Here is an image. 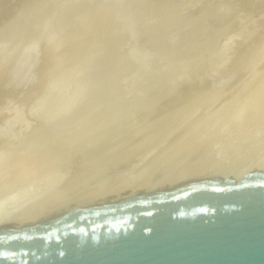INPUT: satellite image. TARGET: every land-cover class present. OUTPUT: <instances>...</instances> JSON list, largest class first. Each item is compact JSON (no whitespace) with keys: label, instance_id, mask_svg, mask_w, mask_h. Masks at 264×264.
Returning <instances> with one entry per match:
<instances>
[{"label":"rangeland","instance_id":"1","mask_svg":"<svg viewBox=\"0 0 264 264\" xmlns=\"http://www.w3.org/2000/svg\"><path fill=\"white\" fill-rule=\"evenodd\" d=\"M42 1V2H41ZM45 1V2H44ZM60 1H62L60 4H58V1H56V0H0V29L1 28H4L6 25L8 26L10 23H12V21L14 20V19H16L19 15H26V17L30 14V13H33V15L32 14H30L31 16L30 17H28L27 18V20H28V22H29V20H30V22H31V19L32 18H34V16L35 15H38L40 12H41V10H42V8H50V9H48V10H51V9H54V7L56 6V5H58L59 7H58V11L60 10V8H62V3H63V1L64 0H60ZM59 1V2H60ZM72 1V2H71ZM71 1H69V0H67V2H68V4H70V3H73V1L74 2H77V6H78V8L76 9L75 7H74V10H73V8H72V10H64V14L61 16V17H58L59 15H61V14H59V15H57L56 17L57 18H59L58 20H57V18H56V20H55V22L54 23H52V25L53 24H55L56 23V25H50L49 26V29L47 28V29H45L44 31H45V33H44V31L42 30V32L40 31V32H38L36 35H33L32 37H27V39L26 40H24V38H26V37H22L21 38V40H19V42H17V44H15V43H12V44H15V46H16V49H15V47H14V49H15V51H14V49L12 50V52L8 55V57L7 58H3L4 60H6V61H4L3 59H2V61L0 60V92H2V93H4L3 95H0V96H4V95H6V94H8V93H10V94H8L7 96L9 97V99L11 100H7L6 99V96H4L2 99H3V102L5 101V99H6V102H8V101H10V102H8V103H2L1 101L2 100H0V107L2 106V105H4V106H2V108H4V109H2V108H0V123H2V124H0V145H1V143H3V142H1V141H3L4 140V138H6L7 137V139H11L10 140V144H9V142H8V140H7V144L8 145H10V146H8L7 147V144H4L3 143V147L2 148H6V150L9 152V149L11 150L12 148H13V142L16 140V142L18 143V146H19V142L22 140V139H24V140H22L21 141V147H23L22 148V150L20 149L21 147L19 146V147H17V148H19L20 150H19V152L20 151H23V149L25 150V151H27V152H25L26 154L27 153H34L36 150H37V147H38V149H40V151L41 150H43V148H44V146L46 147V145H47V147L48 148H45L46 150L47 149H49V150H51L50 152L54 155V154H56V152L55 153H53V151H54V149H56L55 151H57V153L58 154H62L61 152H63V150L62 149H64V152L66 151L67 152V147H65V145H72V143L71 142H73V140L75 139H77V138H79L80 136H77V138H76V133H77V129H78V132L80 131L79 130V127L80 128H82V131H86V128L88 129V126H92L93 124H94V122H95V124L97 125V122L99 121V122H101V119L102 120H105L107 117L106 116H104L105 115V108H107V109H109V107H105L106 106V103H107V106H110V105H112V106H110V107H113L114 106V104H115V106H118V107H114L113 108V110L111 109L110 110V113L112 112V114L114 113V112H116V113H114L115 115L118 113V115H117V118L119 117V114H121V113H119L118 112V110L120 109L119 107V105H125L124 106V108H123V105L121 106L122 107V109H126L125 107L126 106H130L129 107V109L127 110V111H130V109H131V105H126V104H128V102H126L127 100L129 101V99L131 100V97H133V96H135L136 98H137V95H138V98L135 100L134 99V105L135 106H137V107H135L134 105V107L135 108H137V109H135V108H133L132 110H134L135 111V119H137V117H138V119L141 121V123L143 124H140V121L138 122V120L137 121H135L138 125L140 124V125H142L140 128L138 127V129L141 131L142 130V132H144L145 131V133H143L142 134V132H140L139 130H137L138 131V133L137 134H139V133H141V134H139V135H141L140 137L142 138V137H144V136H146V135H148V131L150 132L149 134H150V137H151V135L154 133L155 134V136H156V134H160L161 135V133H163V135L164 136H161L162 138H163V141H162V138H161V142L159 141V143L157 142V145H155L156 144V142H153V143H150L151 144V146H152V150H151V146L150 145H145L146 144V142L144 143V145H142V143L140 144V143H138L137 145H142L141 146V148L143 147V146H145V147H143L142 149L140 148V145L138 146V150H139V152H141V156L136 152L137 151V146H136V151H135V149H134V147L133 146H135V144H134V142H135V140H139V139H141V138H139V135H134V138H136V136H137V138L138 139H133L131 136V138L133 139V141L134 142H132V143H130V144H132L131 145V147H133V148H131V150L130 151H133V149H134V151H133V153L135 152V153H137L139 156V158L137 157V155H135V154H133L132 153V156L133 155H135V159H136V157H137V159L135 160L133 157V159H134V161H136V163L138 164H136L135 166H134V168L133 167H131V169H128V170H133L132 172L131 171H129V174H131V175H128V170H127V172H126V170H124L126 173H127V175L130 177V178H138V177H143V178H146V179H152V178H154V177H156L157 175H159V174H161L162 173V168H164L166 165H169L180 153H182V152H184L185 150H188V149H190V148H192V147H194L193 145H195L196 146V148L198 149V150H200L201 151V149H203L201 152L199 151V153H201V154H203L202 156H200V158L198 157V158H196V160H195V158L194 159H192L191 160V162H189V164H191V163H193V162H195V163H193V164H191V166H199L200 168H202L203 170H204V173H208L210 170H212V169H214V168H216L218 165H221V164H225L226 162H223L224 161V159H225V157L226 156H232L234 153H236L237 151H238V148H240V147H245V150H244V152H243V159H242V161H244V163H246V164H251V163H253V164H256V163H259V162H261V163H263L264 161V100L259 104V108H257V109H255V113H257V116L258 117H256V120H257V122L255 123V120H252V118L251 117H249V118H247V113L245 114V115H239L238 114V108L239 107H243L242 105H246V106H248V104L249 103H251V102H254V101H251V102H248L249 100H247V99H249L250 97L249 96H251L253 93H256V94H258V93H261V92H263L264 91V41H262V40H264V32L263 33H261V34H263V35H261L260 33V36L257 38V36H258V29L257 28H259V27H257V28H255V26H260V25H262L261 23L262 22H264V5L262 6V9H261V6L259 7L260 8V10L261 11H256L257 9L259 10V8H258V6L254 3L255 2V0H239V2L238 3H233V2H231V1H228V0H164V1H162V0H138L137 2H136V0H134V8L132 7V5H131V7H130V4L132 3V2H130V1H133V0H125V2L127 3L128 2V6H129V8H126V6H127V4L126 5H124L123 3H124V0H121V3H119L120 1L119 0H116V2H115V0H110V2H109V0H106V2H108V4L105 2V4H107V5H102V3L101 2H104L105 0H87V2H90L89 4L86 2V3H84V5H83V0H71ZM99 1V2H98ZM115 2V4L113 3V2ZM122 1H123V3H122ZM153 1H154V3H153ZM159 1H160V3H159ZM166 1H167V3L168 4H166ZM172 2V4L170 3V2ZM241 1H243V2H248V4H249V2H252L253 3V5H254V7H252V9L251 10H247V12H245L244 13V11H245V9L248 7V5L246 4V2L242 5V8H243V10H241L240 11V9H242V8H239V5H240V3H241ZM39 2H40V4H41V6H39L40 4H39ZM52 2H54V3H52ZM55 2H57V4L55 3ZM67 2H65L64 1V4L67 6L68 4H66ZM78 2H81V4H78ZM150 2H151V4H150ZM162 2H164V5H163V3ZM174 2L177 4V6H176V4L174 5V7L172 6L173 4H174ZM258 2L261 4L262 2H260V1H257L256 0V3L258 4ZM35 3H38V4H35ZM44 3H46V4H44ZM51 3V4H50ZM95 3H96V5H97V7H96V5H95ZM111 3V4H110ZM112 3H113V5H112ZM136 3H138L137 5H140V6H138L137 7V5H136ZM218 3V4H217ZM220 3V4H219ZM233 3V4H232ZM251 3V4H252ZM34 4L36 5L35 7H34ZM55 4V5H54ZM74 4V3H73ZM72 4V5H73ZM87 5V7H85L86 5ZM93 6H92V5ZM100 4V5H99ZM104 4V3H103ZM116 4H118L117 5V9H115L116 11H113V9H111L110 11H111V14H110V16H111V18L112 17H114L113 19H110V16H109V14L108 13H110V11H108L109 10V8L108 7H110L111 5L115 8L116 7ZM121 4H123L121 7H120V5ZM181 4H183V6L181 5ZM190 6H189V5ZM209 4H211L210 6H209ZM245 4H246V8H245ZM250 4V6H253V5H251ZM263 4H264V0H263ZM49 5V6H48ZM51 5V6H50ZM74 5H76V4H74ZM82 6V8H80L81 6ZM95 5V6H94ZM99 5V6H98ZM149 5H151V7L149 6ZM166 5V6H165ZM219 5V6H218ZM227 5H228V7L229 8H227ZM241 5H240V7H241ZM31 6H33V8L35 9H33V8H31ZM64 6V5H63ZM91 6V7H90ZM108 6V7H107ZM112 6H111V8H112ZM154 6V7H153ZM160 6V7H159ZM164 6V8H162ZM169 6H170V8H169ZM172 6V7H171ZM186 6H188V7H186ZM200 6V7H199ZM207 6V7H206ZM234 8H233V7ZM238 7V8H236V7ZM256 6V7H255ZM37 7H40V8H37ZM42 7V8H41ZM57 7V6H56ZM56 7H55V9H56ZM69 6H67L66 8H68ZM84 7V8H83ZM89 7V8H88ZM94 7V8H93ZM100 7H103V8H100ZM141 7V8H140ZM144 7V8H143ZM153 7V8H152ZM169 9H168V8ZM176 7V8H175ZM190 7V8H189ZM206 9H205V8ZM219 7V8H218ZM224 7H225V9H227V10H225L224 9ZM27 8H30V10L31 9H33L34 11H29V10H27ZM46 8V9H47ZM64 8V7H63ZM62 8V9H63ZM91 8H93V9H91ZM104 8H105V10H107L106 12H105V10H104ZM121 9L120 11H121V13L123 14V12H124V9L126 8V11L124 12V14L123 15H121V13H120V11H119V14L117 15L116 14V12H118V9ZM131 8V9H130ZM132 8H133V10H132ZM136 8V9H135ZM148 8H149V11H148ZM150 8H152V10L150 9ZM157 8H159V9H157ZM162 8V9H161ZM166 8V9H165ZM179 8V9H178ZM194 8H196V9H194ZM255 8H257V9H255ZM27 11H26V10ZM123 9V10H122ZM128 9H129V12H132V13H135V11L137 10V12L135 13V14H132V13H128ZM141 11H140V10ZM143 9V10H142ZM153 9H155V11L153 10ZM174 9H176V11L173 10ZM212 9V10H211ZM216 9H217V12H216ZM223 9V10H222ZM239 9V10H238ZM255 9V11H252V10H254ZM24 10H25V13L26 12H28V14L26 13V14H24L23 12H24ZM82 10V11H81ZM102 10H104V12H102ZM156 10H158V11H156ZM166 10V11H165ZM200 10H201V12H200ZM229 10V12H227ZM84 11V12H83ZM87 11V12H86ZM100 11L102 12V13H100ZM112 11H113V13H112ZM123 11V12H122ZM187 11V12H186ZM189 11V12H188ZM251 13H250V12ZM67 13V15H66V13ZM114 12H115V14H114ZM126 12L129 14H127L128 16H125L126 15ZM139 12H140V14H139ZM149 12V13H148ZM159 12V14H157ZM162 12H164V15H162L163 13ZM172 12V13H171ZM175 12L177 13V14H179V16L178 15H175ZM198 12V13H197ZM207 12V13H206ZM227 12V13H226ZM242 12V13H241ZM61 13H63V11L61 10ZM80 13V14H79ZM98 13H100V14H98ZM104 13V14H103ZM106 13H107V15H108V18L109 19H105V18H107V16H102V15H106ZM153 13L155 14V16H153ZM162 13V14H161ZM166 13V14H165ZM168 13V14H167ZM202 13V14H201ZM206 15H205V14ZM247 13V14H246ZM132 14V15H131ZM147 14V15H146ZM151 16H150V15ZM161 14V15H160ZM227 14H229V15H227ZM250 16H249V15ZM261 14V15H260ZM18 15V16H17ZM22 15V16H23ZM65 15V16H64ZM92 15V16H91ZM94 15V16H93ZM98 15L99 16H101V17H99V19L97 18L98 17ZM113 15V16H112ZM115 15L117 16V17H119L118 19H117V17H116V19H115ZM133 15L135 16L134 18H135V20H134V22H132V19H134V18H132L133 17ZM140 17H139V16ZM158 15V16H157ZM173 16V17H171V16ZM186 15V16H185ZM194 15V16H193ZM199 15V16H198ZM211 15L213 16V17H211ZM223 15V16H222ZM263 15V16H262ZM68 17V20H69V22H68V24L67 23H65V21H67V20H65L67 17ZM88 16V17H87ZM150 16V17H149ZM166 16V17H165ZM176 16H178V17H176ZM245 16V17H244ZM21 17V16H20ZM66 17V18H65ZM121 17H122V20H121V23L119 22L120 21V19H121ZM128 17V18H127ZM137 17V18H136ZM149 17V18H148ZM152 17V19H150ZM162 17H165V18H162ZM175 17V18H174ZM181 17V18H180ZM185 17V18H184ZM228 17V18H227ZM259 17H260V19H259ZM61 18V19H60ZM65 18V19H64ZM101 18H102V20H101ZM140 18V19H139ZM172 18V19H171ZM173 18L174 19H176V20H173ZM183 18V19H182ZM187 18V19H186ZM189 18V19H188ZM197 18H198V20H197ZM203 18V19H202ZM206 18V19H205ZM209 18V19H208ZM230 18H231V20H230ZM241 18V19H240ZM258 18V19H257ZM13 19V20H12ZM62 19H64L65 21H62ZM76 19V20H75ZM79 19V21H77ZM81 19V20H80ZM123 19H125L126 20V22H122V21H124ZM128 19L129 20H131V22H130V24H129V22H127L128 21ZM142 19V20H141ZM157 19V20H156ZM158 19H160V20H158ZM177 19H179V21L177 20ZM182 19V20H181ZM194 19V20H193ZM201 19V20H200ZM240 19V20H239ZM245 19H246V21H245ZM61 20V22H59ZM98 20H99V24L97 25V22H98ZM111 22H110V21ZM139 20V22H137ZM149 20V21H148ZM186 20V21H185ZM192 22H191V21ZM211 20V21H210ZM254 20H255V22H254ZM58 21V22H57ZM109 21V22H108ZM113 21L115 22V24H116V26H115V24H112L113 23ZM145 21H147V22H145ZM151 21H152V24H151ZM155 21V22H154ZM162 21V22H161ZM184 21V22H183ZM227 21V22H226ZM230 21V22H229ZM235 21V22H234ZM64 22V24H67V25H63V24H61V23H63ZM73 22V23H72ZM116 22H118V24L116 23ZM149 22V23H148ZM164 22H166V23H164ZM168 22V23H167ZM205 22V23H204ZM217 22H218V25H217ZM256 22H258V23H256ZM80 23V24H79ZM86 23H87V25H86ZM123 23V24H122ZM128 23V24H127ZM136 23V24H135ZM141 23V24H140ZM180 23V24H179ZM198 23V24H197ZM224 23V24H223ZM251 23V24H250ZM59 24V25H58ZM77 24H78V27H77ZM121 26H120V25ZM124 24H126V25H124ZM168 24V25H167ZM185 24V25H184ZM188 24V25H187ZM190 24H191V26H190ZM209 24H211V25H209ZM213 24H214V26H213ZM226 24H227V26H226ZM256 24V25H255ZM80 25V26H79ZM108 25H111V26H108ZM119 25V26H118ZM122 25H124V27L122 28L123 30H121V27H122ZM130 27H128V26ZM133 25V26H132ZM144 25V26H143ZM147 25V26H146ZM166 25V26H165ZM241 25V26H240ZM127 26V27H126ZM149 26V28H147ZM154 26V27H153ZM165 26V27H164ZM176 26V27H175ZM203 26V27H202ZM232 26V27H231ZM58 27H59V29H58ZM61 27V28H60ZM120 27V28H119ZM145 27V29H144V31H143V28ZM173 27H174V29H173ZM185 27H186V29H185ZM243 27V28H242ZM253 27V28H252ZM117 28H118V30L119 31H121V33L117 30ZM137 28V29H136ZM152 28V30H148V29H151ZM154 28V29H153ZM212 28V29H211ZM226 28V29H225ZM245 28V29H244ZM254 28L257 30V32L254 30ZM261 28V27H260ZM62 29V30H61ZM72 29V30H71ZM115 29H116V31H115ZM133 29V31H131ZM147 29V30H146ZM243 29V30H242ZM249 29L251 30V32L250 33H253L254 31V35L252 34V36H251V34H250V36L247 34L248 32H249ZM39 30V29H38ZM74 30V31H73ZM79 30V31H78ZM114 31V32H112V31ZM125 30V31H124ZM130 31V32H132L131 34H130V32H128V31ZM135 30V31H134ZM155 30V31H154ZM161 30V31H160ZM170 30V31H169ZM173 30H176V31H173ZM208 30H210V31H208ZM254 30V31H253ZM53 33H52V32ZM56 31V32H55ZM71 31V32H70ZM179 31V32H178ZM216 31V32H215ZM247 31V32H246ZM5 32H7V31H5ZM52 34H51V33ZM54 32H55V35H54ZM58 32V33H57ZM61 32V33H60ZM68 32V33H67ZM80 32V33H79ZM111 32H112V35H111ZM118 32V33H117ZM123 32H125V33H127V34H125V33H123ZM141 32H142V34H141ZM143 32H145L144 34H143ZM150 32V33H149ZM152 32H153V34H152ZM171 32V33H170ZM183 32H187L186 34L184 33V36L181 38V35L183 34ZM195 32V33H194ZM246 32V33H245ZM44 33V34H43ZM72 33V34H71ZM123 33V34H122ZM140 33V34H139ZM190 33V34H189ZM194 33V34H193ZM197 33V34H196ZM213 33V34H212ZM240 33V34H239ZM4 34V33H3ZM3 34H2V36H3ZM39 34V35H38ZM57 34V35H56ZM61 34V35H60ZM117 34V35H116ZM147 34H149V35H147ZM150 34H152V35H150ZM155 34V35H154ZM166 34V35H165ZM177 34V35H176ZM180 34V35H179ZM207 34V35H206ZM244 34L245 35H248L249 36V38L250 39H248V36H247V38H246V36L244 37ZM45 37H47V38H45ZM64 35V36H63ZM68 35H70V36H68ZM75 35V36H74ZM121 35H123V36H121ZM124 35H125V37H124ZM157 35V36H156ZM179 35V36H178ZM186 35L187 36H189L190 35V40L188 39V38H186ZM193 35V36H192ZM203 35H205V36H203ZM208 35H209V37H208ZM241 35V36H240ZM5 36V37H4ZM4 38H0L2 41H6V36H7V34L5 33L4 34ZM56 36V38H54ZM117 36H118V38H117ZM131 36V37H130ZM138 36V37H137ZM141 36V37H140ZM152 36V37H151ZM161 36V37H160ZM166 36V37H165ZM178 36V37H177ZM263 37V39H262V37ZM126 37H128V38H126ZM137 37V38H136ZM143 37V38H142ZM146 37V38H145ZM148 37H149V39H148ZM157 37H158V39H157ZM164 37V38H163ZM171 37H173V38H171ZM176 37V38H175ZM179 37H180V39H179ZM193 37V38H192ZM201 37V38H200ZM204 37V38H203ZM207 37V38H206ZM244 37V38H243ZM253 37V38H252ZM36 38H37V40H36ZM53 38V39H52ZM123 38H125V39H127L126 41H124L125 39H123ZM145 38V39H144ZM152 38V39H151ZM174 38H175V41H174ZM186 40H185V39ZM218 38V39H217ZM258 39L259 40V38L261 39L259 42H258V40L255 42L254 40L255 39ZM23 39V40H22ZM35 39V40H34ZM49 39V40H48ZM122 39V40H121ZM133 39V40H132ZM144 39V40H143ZM148 39V40H147ZM162 39V40H161ZM173 39V40H172ZM177 39H179V41L177 42ZM183 40V42L184 43H186L187 42V44H191V45H185L183 42H182V40ZM196 39V40H195ZM204 40V41H202V43H201V40ZM213 39H214V41H213ZM243 39V40H242ZM245 39H248V41L247 42H245V43H242V42H244L245 41ZM0 40V41H1ZM42 40V41H41ZM56 40H58V41H56ZM139 41V43H137V41ZM151 40V41H150ZM165 40H166V42H165ZM169 40H171V41H173V42H169ZM180 40H181V42H180ZM188 40V41H187ZM195 43V45H193L194 43L192 42V41ZM209 40V41H208ZM251 40V41H250ZM40 41V42H39ZM122 41H123V43H122ZM189 41H190V43H189ZM196 41V42H195ZM218 41H220V42H218ZM254 41V42H253ZM10 42V41H9ZM55 42H56V44H55ZM127 42V43H126ZM142 42V43H141ZM146 42H148V43H146ZM149 42H151V43H149ZM165 42V43H164ZM168 42H169V45H168V47L166 46V44H168ZM174 42H176V45L178 46L180 43L182 44V47L180 48V46L181 45H179L178 46V48L176 49V47H174ZM205 44H204V43ZM213 42H215L214 44H212ZM253 42V43H252ZM258 42V43H257ZM4 43V42H3ZM2 43V44H3ZM7 43V42H6ZM10 43V46L12 45ZM19 43V44H18ZM55 45H54V44ZM119 43H120V45H119ZM127 45H126V44ZM141 43V45H143V46H141V45H139ZM172 43H173V48H172ZM179 43V44H178ZM260 43H262V44H260ZM0 44H1V42H0ZM8 45H9V43H7ZM5 45L4 47L6 48V46L8 47V45ZM41 44V45H40ZM50 44V45H49ZM127 46H125V45ZM129 44H132V46L131 45H129ZM134 44L137 46V49H136V46H134ZM147 44L148 45H150V46H147ZM154 44V45H153ZM200 44H202V45H200ZM209 44V45H208ZM212 44V45H211ZM218 44V45H217ZM256 44V45H255ZM257 44H258V46H257ZM4 45V44H3ZM3 45H0L1 46V48H2V46ZM122 45V46H121ZM124 45V46H123ZM139 45V46H138ZM170 45H171V47H170ZM183 45H185V47H183ZM203 45H205V46H203ZM217 45V46H216ZM221 45V46H220ZM225 47H224V46ZM234 45V46H233ZM255 45V46H254ZM48 46H49V49H48ZM144 46H145V48H144ZM159 46V47H158ZM161 46V47H160ZM165 46V47H164ZM189 46V47H188ZM190 46H192V47H190ZM200 46V47H199ZM210 46V47H209ZM238 46V47H237ZM248 46H251V48L253 49H251V50H248V51H246L245 52V49L247 50V49H250ZM261 46V47H260ZM38 47V48H37ZM121 47H122V50H121ZM130 47V48H129ZM133 47H135V49H133ZM141 47V48H140ZM143 47V48H142ZM149 49H147V48ZM154 47V48H153ZM157 47V48H156ZM163 47V48H162ZM170 47V48H169ZM187 47V48H186ZM195 47V48H194ZM224 49H223V48ZM232 47V48H231ZM257 47V48H256ZM40 48H41V50H40ZM45 48H46V50H45ZM52 48V49H51ZM117 48V49H116ZM164 48H165V50H164ZM166 48L168 49V50H166ZM174 48H175V50H174ZM181 50H180V49ZM183 48H185V49H183ZM196 49L195 51L194 50H190V49ZM201 50H200V49ZM204 48V49H203ZM207 48V49H206ZM209 48V49H208ZM212 48V49H211ZM214 48V49H213ZM226 48V49H225ZM231 50H230V49ZM256 48V49H255ZM258 48H259V50L261 49V48H263V49H261V51H259L258 50ZM11 49V48H10ZM40 51H39V50ZM125 49H127V50H125ZM130 49H131V51H130ZM132 49L134 50V51H132ZM142 49L144 50V52L142 51ZM159 49V50H158ZM178 49H179V51H178ZM217 49V50H216ZM243 49H244V52H245V54H244V52H243V54H242V51H243ZM119 50V51H118ZM125 50V51H124ZM142 51L141 53L143 54H145V55H143V59L142 58H140L139 59V56H138V58H135L134 59V57H137V55H141V53H140V51ZM151 50H153V51H151ZM156 50V51H155ZM162 50V51H161ZM171 50H173V52H170ZM187 50H190V51H187ZM203 50H205V51H203ZM210 50H212V52H209V55L207 54L208 53V51ZM221 50H225L226 51V54L224 53V51L222 52ZM242 50V51H241ZM256 50V51H255ZM2 51V50H1ZM14 51V52H13ZM44 51H46V52H44ZM51 51V52H50ZM128 51V52H127ZM147 51H150V52H147ZM155 51V52H154ZM174 51H175V54H174ZM187 51V52H186ZM194 51V52H193ZM217 51H221L222 53H223V55H227V53H229L227 56H228V58H227V56H225L226 58H222V61L220 60V58L222 57H220V55L219 56H217L218 54H219V52H218V54H216V57H215V53H217ZM231 51V52H230ZM234 51L236 52V53H234ZM119 52H121V53H119ZM132 52H133V54H132ZM135 52V53H134ZM138 54H137V53ZM146 52V53H145ZM160 52V53H159ZM164 52V53H163ZM170 52V53H169ZM182 52V53H181ZM186 52V53H185ZM198 52V53H197ZM204 52V53H203ZM206 52V53H205ZM241 52V53H240ZM249 52H250V55H252V56H250L249 55ZM51 55H50V54ZM130 53L132 54V56H130ZM140 53V54H139ZM185 53V54H184ZM192 53V54H191ZM201 53H203L204 54V57L205 58H203V54H201ZM246 53H248V57L246 56L245 57V55H246ZM45 54V55H44ZM48 54V55H47ZM122 55V58H120L121 56L120 55ZM125 54V55H124ZM137 54V55H136ZM154 54H155V56H157V55H162V56H159V57H161L162 59L163 58H165L166 60H162L161 61V58H159V60L161 61V62H163V61H165L163 64H162V66L164 65V64H166L168 61L170 62V68L168 69V70H166V72H164L163 71V74L161 73V71L160 72H158L159 70H162V69H159V70H157V69H155V68H153V67H155V65L152 67L151 65V62L153 61V63L154 62H156V59L155 58H153V57H155L154 56ZM173 54V55H172ZM181 54V55H180ZM201 54V55H200ZM207 54V55H206ZM211 54V55H210ZM235 54V55H234ZM244 56H242V55ZM119 55V57H117ZM136 55V56H135ZM147 55V56H146ZM150 55H152V56H150ZM177 55H178V59H177ZM184 55H186V56H184ZM200 55V56H199ZM206 55V56H205ZM230 55V56H229ZM255 57H254V56ZM127 56V57H126ZM142 56V55H141ZM140 56V57H141ZM153 58L152 60H151V58ZM166 56V57H165ZM172 56V57H171ZM174 56H176V57H174ZM180 56V57H179ZM182 56V57H181ZM187 56H189L190 57V59H189V57H187ZM210 56V57H209ZM234 56V57H233ZM237 56H239V57H237ZM150 58L149 60L147 59V58ZM170 57H171V59H170ZM183 57H185V58H183ZM207 57V58H206ZM214 57H215V59H218L217 57H219V59L216 61V62H219V63H216L213 59H214ZM242 57V59L241 60H239V58H241ZM253 57V58H252ZM9 58V59H8ZM115 58H117V60H115ZM157 58V57H156ZM158 58H157V60H158ZM173 58V59H172ZM240 61V62H238V60ZM245 59V61H243L244 59ZM36 59V60H35ZM45 59V60H44ZM50 59V60H49ZM118 59H120V60H118ZM121 59H122V61L124 62V64H122V61H121ZM129 61H128V60ZM132 59H134V61L132 60ZM140 61H139V60ZM194 59V60H193ZM210 59V60H209ZM249 59V60H248ZM255 59V60H254ZM110 60H114V61H117L118 62V64L119 63H121V64H119V68H118V64L117 63H115V62H113L112 61V65L110 64L111 63V61ZM125 60V61H124ZM126 60L129 62H126ZM135 60H137V61H139V62H137V64L139 63V67H142V69H144L143 68V66H147V64H148V67H150V69H149V71L151 70H153L154 69V71L153 72H149L148 70V73H147V71H146V69H144V72H141V70L139 71V69H138V67H137V64L135 63V65L134 64H131V62L133 61V62H135ZM148 61V62H150V63H148V62H146V61ZM158 60V61H159ZM168 60V61H167ZM174 60H176V61H174ZM186 60V61H185ZM189 60V61H188ZM191 60V61H190ZM228 60V61H227ZM248 60V61H247ZM53 63H52V62ZM120 61V62H119ZM142 61H145L144 63H145V65H143L144 63H142ZM159 61V62H160ZM174 63H173V62ZM182 61H185V62H182ZM188 61V62H187ZM212 61H213V63H215L214 65H213V63H212ZM227 61V62H226ZM236 61H237V63H236ZM242 61V62H241ZM252 61V62H251ZM36 62V63H35ZM98 64H97V63ZM104 62H106V63H104ZM158 62V63H159ZM169 62L166 64V66L169 64ZM172 62V63H171ZM206 62V63H205ZM222 62V63H221ZM7 63V64H6ZM9 63V64H8ZM13 63V64H12ZM157 63V62H156ZM155 63V64H156ZM199 63V64H198ZM241 63V64H240ZM252 63V64H251ZM3 64H4V66H3ZM33 64L34 65H36L35 67L33 66ZM39 64H41V65H39ZM43 64V65H42ZM99 64H102V66L101 65H99ZM113 64H115L117 67H115V65H113ZM151 64V65H150ZM172 64H173V66H172ZM244 64V65H243ZM108 65V66H107ZM121 65V66H120ZM143 65V66H142ZM183 65V66H182ZM6 66H7V68H6ZM35 69V71H32V70H34V69H32V67ZM38 66V67H37ZM40 66V67H39ZM98 66V67H97ZM109 66H110V68H109ZM116 68V69H114V67ZM156 66H159L158 64L156 65ZM161 66V64H160V67L161 68H163ZM184 66H186V67H184ZM246 66V67H245ZM31 67V68H30ZM43 67V68H42ZM46 67H48V68H46ZM91 69H90V68ZM148 67H145V68H148ZM164 67H165V65H164ZM184 67V68H183ZM231 68V69H228V68ZM233 67V68H232ZM6 68V69H5ZM39 70H38V69ZM41 68V69H40ZM111 68H113V69H111ZM117 68L119 69L118 71H116L117 70ZM151 68H153V69H151ZM182 68V69H181ZM202 68V69H201ZM215 68V69H214ZM224 68V69H223ZM245 68V69H244ZM3 69H5L4 71H3ZM30 69H32L31 71H30ZM44 69V70H43ZM93 69V70H92ZM101 71H100V70ZM112 71H111V70ZM141 69V68H140ZM165 69H167V68H164V70ZM171 69V70H170ZM176 69H177V71H176ZM211 69V70H210ZM217 69V70H216ZM226 69V70H225ZM239 69H240V71H239ZM37 70V71H36ZM48 70V71H47ZM110 70V71H109ZM170 70V71H169ZM184 70V71H183ZM202 70V71H201ZM207 70V71H206ZM103 71V72H102ZM106 71V72H105ZM115 71V72H114ZM155 71H157V72H155ZM194 71V72H193ZM210 71H212V72H210ZM3 72V73H2ZM105 72V73H104ZM138 72H141V73H143V74H138ZM207 72V73H206ZM40 73V74H39ZM161 73V75H159ZM166 73V74H165ZM177 73V74H176ZM225 73V74H224ZM38 74V75H37ZM44 74V76H42ZM99 74V75H98ZM175 74V75H174ZM195 74H196V78H195ZM217 74V75H216ZM36 75V76H35ZM100 75H102V76H100ZM109 75H110V77H109ZM118 76V79L120 78V82L118 83V79H116V77L115 76ZM200 75V76H199ZM42 76V77H41ZM129 76V77H128ZM131 76V77H130ZM173 76V77H172ZM180 76V77H179ZM194 76V77H193ZM198 76V77H197ZM208 77V78H206V77ZM95 77V78H94ZM124 77H125V80H124ZM127 77V78H126ZM165 79H164V78ZM181 78L180 80H182V81H180L179 80V78ZM41 78V79H40ZM45 78V79H44ZM98 79V81L97 80H95V81H93V79ZM100 78V79H99ZM110 78H112V80L110 79ZM122 78H123V81H121L122 80ZM131 78L133 79V80H131ZM159 78V79H158ZM168 78V79H167ZM37 79V80H36ZM110 79V80H109ZM113 79L114 80H116V81H113ZM129 79V80H128ZM157 79H158V81H157ZM170 79V80H169ZM172 79V80H171ZM177 81H176V80ZM195 79V80H194ZM199 79V80H198ZM210 79V80H209ZM39 80H40V82L42 81V80H44L41 84H39L40 85V87L39 88H37V90H36V88H35V86L37 85V86H39L38 85V83H40L39 82ZM126 80H127V83H126ZM24 81V82H23ZM25 81H27L26 83H25ZM91 81H92V83H91ZM103 81V82H102ZM104 81H106L107 83H105ZM124 81H125V83H124ZM133 81V83H131ZM155 81V82H154ZM163 81V82H162ZM166 81V82H165ZM193 81V82H192ZM23 82V83H22ZM96 82V83H95ZM110 82H112V83H110ZM123 84H122V83ZM146 82H147V85H145L146 84ZM153 82V84H151ZM158 82V83H157ZM160 82H161V85H160ZM190 82H192L193 84H195V83H199V85H201L202 83V86H204V87H208L209 89H213L212 91L210 90V92H214L215 93V91L217 92V94L215 93H213V95H211L212 93H210L208 90L207 91H204V93L202 94V95H193L192 96V98H194L193 100H192V98L190 99V98H188L186 101H184L185 102V104L184 105H182V106H184L183 108H179V109H176V112H174L175 111V109H174V104H173V102L171 101V103L173 104H171L170 102H168L167 100L169 99V101L170 100H172L171 98H174L175 97V95H176V93L178 94V93H180L181 91H182V89H183V87L184 86H186L188 83H190ZM115 83H117V85L115 84ZM133 84V85H131L130 87H128L129 85L128 84ZM157 83V84H156ZM165 83V84H164ZM173 83V84H172ZM213 83H214V86H213ZM20 84H23L24 86H21ZM26 84V85H25ZM28 84V85H27ZM30 84V85H29ZM97 84V85H96ZM100 84V85H99ZM106 84V85H105ZM118 84H120V86L118 85ZM126 84H127V87L125 88V86H126ZM35 85V86H34ZM110 85V86H109ZM114 85V86H113ZM151 85H153V86H151ZM157 85V86H156ZM159 85V86H158ZM173 85V86H172ZM115 86H118V87H115ZM151 86V87H150ZM154 86H156V87H154ZM172 86V87H171ZM175 86V87H174ZM22 87V88H21ZM23 87H25V88H23ZM29 87H33L35 90V92L33 91V89L31 90V88H29ZM142 87V88H141ZM148 87H149V89H150V91H149V89H148ZM211 87V88H210ZM213 87V88H212ZM222 87L225 89H223L222 90ZM16 88V89H15ZM27 88V89H26ZM88 88V89H87ZM106 88V89H105ZM118 89V91L120 90V89H122V90H120L119 92L117 91V90H115V89ZM139 88H141V90H140V92H139ZM145 88H146V90H148V94H147V96H150V97H147V96H145V94H146V92L147 91H145ZM154 88V89H153ZM155 88H157V89H155ZM175 88V89H174ZM214 88H216V90L214 91ZM3 89H5V92H7L6 94H5V92H3ZM14 89V90H13ZM19 89V90H18ZM108 89H109V91H108ZM7 90H11V91H13V92H15V93H13V92H9V91H7ZM30 90V91H29ZM123 90H124V92H123ZM152 90H154V93H153V91ZM236 90V91H235ZM27 91V92H26ZM31 91H33V92H31ZM103 93H102V92ZM19 92V93H18ZM142 92V93H141ZM151 92V93H150ZM176 92V93H175ZM208 92V93H207ZM218 92H220L219 94H218ZM2 93H0V94H2ZM12 93H13V95H12ZM30 93V94H29ZM94 93V94H93ZM99 93V94H98ZM113 93V95L114 96H112V97H116V99L114 100V101H109V99H111V98H108L106 101L105 100H103V102L101 101V103H99V100L100 99H98V101L96 100L97 99V97L98 98H100V97H102V95H103V97H104V95H105V97H107V96H109V94H110V96L109 97H111V94ZM115 93V94H114ZM117 93V94H116ZM125 94V96H122V95H124ZM143 94V93H145L144 94V97L142 96H140L141 94ZM210 94L209 96L207 95H205V94ZM17 96H16V95ZM18 94H20L19 96H18ZM22 94V95H21ZM100 95V96H98V95ZM119 94V95H118ZM150 94H152V95H150ZM174 94V95H173ZM182 94V93H181ZM180 94V95H181ZM227 94V95H226ZM10 95H12L11 97H10ZM16 97H15V96ZM93 95H97V97L96 98H94V99H92L93 97ZM172 95V96H171ZM179 94L177 95V97H179L180 96ZM205 97H204V96ZM122 96V97H121ZM196 96H201L200 98L199 97H197V99L195 100V98H196ZM218 96V97H217ZM227 96L229 97V98H227ZM13 97V98H12ZM92 97V98H91ZM102 97V98H103ZM127 97H130L129 99H126ZM134 97V98H135ZM213 97V98H212ZM19 98V99H18ZM101 98V99H102ZM121 98H125L124 100L125 101H121L120 102V100H121ZM140 98H142L141 100H139ZM143 98H144V100H146V102L143 100ZM225 98V99H224ZM13 99V100H12ZM21 99V100H20ZM90 99V100H89ZM92 99V100H91ZM133 99V98H132ZM175 99V98H174ZM186 99V98H185ZM202 99V100H201ZM228 99V100H227ZM46 100V101H45ZM93 100H95V102L93 101ZM223 102H222V101ZM226 100V101H225ZM242 100V101H241ZM26 101V102H25ZM85 101V102H84ZM88 101V102H87ZM97 101V102H96ZM105 101V102H104ZM133 101V100H132ZM136 101V102H135ZM137 101H142V102H140L139 104H135V103H138ZM165 101V102H164ZM183 101H181L182 103H183ZM202 101V102H201ZM126 102V103H125ZM166 102H168V103H170V104H167ZM181 102H179V103H181ZM191 102V103H190ZM197 102H200L199 104L196 103ZM84 103H88V104H91V105H89L88 106V104H84ZM94 103V104H93ZM96 103H98V105H100L101 106V108H100V106H99V109H96V107L98 108V105H96ZM113 103V104H112ZM125 103V104H124ZM147 103H148V105H147ZM161 103H163L164 105H165V107H166V105H168V106H173V108H170V109H174V111H170L169 110V108H167V109H165L162 105H160ZM175 103V102H174ZM178 103V102H177ZM181 103V104H182ZM60 104H62V105H60ZM83 104V105H82ZM117 104V105H116ZM130 104H132V102L130 101ZM144 104V105H143ZM145 104L149 107H146L145 106ZM176 104V103H175ZM180 104V105H181ZM188 104V105H187ZM5 105H7V106H5ZM59 105V106H58ZM143 106V108H144V106L146 107V108H148L147 110L145 109H143V110H141V108L139 107V106ZM187 107H186V106ZM191 105V106H190ZM195 105H197V106H200V108L199 107H197V106H195ZM82 106H85L86 108H83ZM94 107V110H97L98 112H100L101 114H99V113H97L98 115H100V116H95V121H94V119H93V117H92V114H93V107ZM162 106V107H161ZM179 106V105H178ZM177 105H176V107H178ZM182 106H180V107H182ZM195 106V107H194ZM218 106V107H217ZM249 106L251 107V105L249 104ZM248 106V108H250ZM43 107H44V109L45 110H41V109H43ZM46 107V108H45ZM80 107L82 108L81 110L85 113V115L86 114H88L89 112L88 111H90V113H92L91 115H90V113H89V115L91 116V117H87L86 116V118H83L82 119V121H81V119H79V117L80 118H82V117H85V115H84V113L80 110ZM105 107V108H104ZM139 107V108H138ZM194 107V108H193ZM216 109H215V108ZM117 108V109H116ZM119 108V109H118ZM189 109V110H186V109ZM195 108H197V110L195 109ZM235 108V109H234ZM247 108V107H246ZM1 109L3 110V111H1ZM79 109V111H81V113L84 115V116H79V112L77 113V110ZM102 109V110H101ZM106 109V110H107ZM114 109H116L115 111H114ZM122 109H120L121 111H122ZM138 109H140L141 111H139ZM185 109V110H184ZM193 111H192V110ZM87 110V111H86ZM119 110V111H120ZM160 110V112L158 113V111ZM167 110V111H166ZM179 110V111H178ZM183 110V111H182ZM208 110H210V112L208 111ZM46 111V112H45ZM73 112V114L74 115H76V113H77V115L76 116H74L73 114H72V112ZM120 111V112H121ZM133 111V112H134ZM144 111V112H143ZM149 111L152 113V114H154L153 112H155L156 114L158 113V115H160L162 112H163V117L161 116L160 117V119L158 118V119H156L151 125H150V127H147V125H146V122L143 120V118H142V115H143V113L145 114V113H149ZM166 111V112H165ZM186 111V112H185ZM197 111V112H196ZM202 111V112H201ZM204 111V112H203ZM40 112H42V114L45 112L46 114H43V115H45V119H44V117L42 116V114L40 113ZM75 112V113H74ZM126 112V111H125ZM125 112H123V113H125ZM143 112V113H142ZM165 112V113H164ZM180 112V113H179ZM193 112H196V113H193ZM199 112V113H198ZM206 112H207V114H206ZM249 112V111H248ZM69 113V114H68ZM104 113V114H103ZM127 113V116H129L128 115V112H126ZM125 113V114H126ZM138 115H137V114ZM190 113V118H189V114ZM193 113V114H192ZM251 113V112H250ZM38 114H40V115H38ZM50 114V115H49ZM72 114V115H71ZM103 114V115H102ZM107 114V113H106ZM131 114H133L132 113V111H131V113H130V115ZM142 114V115H141ZM47 115V116H46ZM69 115V116H68ZM88 115V116H89ZM136 115H137V117H136ZM177 115V116H176ZM185 115H187V117L185 116ZM193 115L195 116V117H193ZM208 115H210V117H208ZM38 116V117H37ZM40 116V117H39ZM48 116H51V117H49V119L47 120V118H48ZM70 116H72V118L70 117ZM77 116H79V117H77ZM103 117V118H99V117ZM126 116V117H127ZM41 117H42V119H41ZM70 117V118H69ZM98 117V118H97ZM184 117H186V118H184ZM208 117V118H207ZM68 118H69V120H68ZM74 118V119H73ZM75 118H77V121L75 120ZM89 118H92L93 119V121L92 120H90L89 121ZM121 118H125V117H119V120L117 121V127L119 128H117L116 129V126L114 127L113 125H115V120H116V117L114 118L115 120H113L114 121V123L111 121V123H113V125H111L110 126V124H105V125H107L106 126V128H103V127H105L103 124H101V125H99V126H101V128H103L104 129V132H106V131H109V133H108V135L110 136V129L111 128H115L116 130V132H117V130L119 131H124V133L122 132L121 134L122 135H120V139H121V136L123 137V134H125V130H123V128H126L127 127V129H126V131L127 130H129V126H130V124H131V120H129V118L127 119L128 121H126V118L125 119H122V121H120V119ZM133 118V117H132ZM131 118V119H132ZM200 118H203V120H199L200 121V124H199V126H198V128H191V129H187L189 126H191V123L193 124V123H195L194 121H197V119H200ZM207 118V119H206ZM41 119V121H39ZM60 119H64L65 120V123L63 122L64 120H60ZM99 119V120H98ZM182 119V120H181ZM59 120L62 122V123H60L61 125H58L57 123H59ZM71 120H72V122H71ZM74 120V121H73ZM79 120V121H78ZM98 120V121H97ZM134 120V119H133ZM132 120V122H134ZM184 121L183 123L184 124H182V122H180V126L177 124V127L175 126V124H176V122H179V121ZM188 120V121H187ZM45 121H48V122H50V123H52L53 121H54V125L52 124V126H51V124L49 123L48 124V122H46L45 123ZM81 121V122H80ZM92 121V122H91ZM106 121V120H105ZM119 121H120V124L123 122V121H125L123 124H119L118 125V123H119ZM157 121V122H156ZM201 121H204V122H201ZM43 122V123H42ZM76 122L78 123L77 125H78V127H77V125H76ZM98 122V123H99ZM134 122V124H133V126L135 125V126H138V125H136V123ZM259 122V123H258ZM67 123V124H66ZM68 123H70V124H68ZM92 123V124H91ZM126 123H128V124H126ZM156 123V124H155ZM175 123V124H174ZM202 123V124H201ZM241 123H246V124H248V125H246V124H244V125H246L245 127H246V129H242V130H238V127L241 125ZM57 126H56V125ZM95 124L91 127L90 126V130H94L93 131V133H89V135L90 134H92L91 136H93V137H91L92 139H90L89 138V141L91 140V142L90 143H92V140L94 141H96V139H98L97 137L100 135V137L99 138H101V139H98L99 141H100V143L101 142H103V140L102 139H104V140H106L105 138H106V136H108L107 135V133H106V135H105V133L102 131L101 132V130L102 129H100V127L99 126H95ZM67 125V126H66ZM80 125V126H79ZM122 125H124V126H122ZM127 125H129V126H127ZM173 125V126H172ZM51 126V127H50ZM95 126V128L94 129H92L93 127ZM108 126H110V127H108ZM120 126H122L121 127V129H120ZM126 126V127H125ZM132 126V125H131ZM132 126V127H133ZM179 126V127H178ZM183 126H184V128H183ZM186 126V127H185ZM43 127V128H42ZM47 127V128H46ZM132 127H130V128H132ZM41 128V129H40ZM46 128V130H44ZM53 128L55 129L56 128V130L58 131L59 130V133L57 132V131H54V132H52L51 130H53ZM64 128V129H63ZM85 128V129H84ZM97 128V130H98V128H99V130H100V133L102 134H99V132L98 131H96L95 129ZM134 128V127H133ZM136 128V127H135ZM145 128H148V129H145ZM151 128H152V130H151ZM157 128V129H156ZM165 128H168L167 130L165 129ZM174 128H178L177 130H175ZM84 129V130H83ZM89 129L87 130V131H89ZM154 129V130H153ZM36 131L35 132V134H34V131ZM37 130L39 131V132H37ZM40 130H42V132L40 131ZM47 130H50V135L53 133H57V134H55L54 135V138H52L51 136V138L49 137V131H47ZM151 130V131H150ZM163 130V131H162ZM166 130V131H165ZM169 130H171V131H173L174 130V133L173 132H171V131H169ZM179 130V131H178ZM182 130H183V132H182ZM188 130V131H187ZM62 131V132H61ZM76 131V132H75ZM86 131V132H87ZM91 131V132H92ZM115 131H113L114 132V135H116V137H117V134L119 135V133H117V134H115ZM119 131V132H120ZM135 131L136 130H134V132H133V134L135 133ZM153 131V132H152ZM181 131V132H180ZM187 131V132H186ZM26 132H28L29 133V135H30V138L28 137L27 139H25V137H26V135H27V133ZM43 132H44V134H43ZM75 132V133H74ZM113 132H112V136H113ZM128 132V131H127ZM126 132V133H127ZM131 132V131H130ZM129 132V133H130ZM168 132V133H167ZM184 132H186V134L184 135ZM32 133V134H31ZM43 134V136L41 135V134ZM45 133H48V135L47 134H45ZM98 133V135H97V137L95 138L94 137V135L93 134H97ZM132 133V132H131ZM131 133H130V135H131ZM172 133V134H171ZM179 135H178V134ZM183 133V134H182ZM26 134V135H25ZM38 134H40V137H41V139H42V137H44L43 139L44 140H42L41 141V143L40 144H42V143H44V144H46V145H44V146H42V145H40V147L38 146V145H36L37 147L36 148H34L35 147V145H32L33 144V141H36L35 143H39L40 141H37V140H39L40 139V137H35V136H37ZM78 134V133H77ZM80 134H81V131H80ZM84 132H83V135H81V137H82V140L84 139L83 138V136H84ZM168 134H169V136H168ZM172 136H171V135ZM182 134V135H181ZM24 135H25V137H24ZM59 135V136H58ZM73 135H74V139H72L71 140V142L69 143V142H67L66 140H70L71 138L70 137H73ZM79 135V134H78ZM86 135V134H85ZM89 135H86V136H88L89 137ZM129 135V134H128ZM46 136V137H45ZM48 136V137H47ZM55 136H57V137H55ZM86 136H84V137H86ZM103 136L105 137V138H103ZM125 136L127 137V135L125 134ZM124 136V137H125ZM165 136H167V137H165ZM182 136H186V137H184V139H182L183 137ZM257 136V137H256ZM24 137V138H23ZM59 137V138H58ZM81 137H80V139H81ZM111 137V136H110ZM110 137H108V138H110ZM123 137V138H124ZM125 137V138H126ZM153 137V136H152ZM167 138V139H165V138ZM178 137V138H177ZM182 137V138H181ZM3 138V139H2ZM20 138H21V140H20ZM45 138L47 139V140H45ZM68 138V139H67ZM70 138V139H69ZM87 138V137H86ZM85 138V139H86ZM112 138V137H111ZM110 138V139H111ZM181 138V139H180ZM30 139V140H29ZM31 139H33V140H31ZM37 139V140H36ZM49 139V140H48ZM52 139H54V140H52ZM56 139H57V141H56ZM59 139V140H58ZM62 139H64V140H62ZM66 139V140H65ZM79 139V140H80ZM84 139V140H85ZM112 139H114L115 140V136H113V138ZM130 139V138H129ZM132 139H130V140H132ZM158 139V138H157ZM159 139H160V136H159ZM13 140V141H12ZM25 140H27V141H25ZM81 140V142L79 141V142H76V143H80L79 145L81 146H79L78 144V146L77 147H80V151L82 150V147H83V149H85V151H87L88 153L87 154H90L91 153V151H90V149H91V147H93V145H94V143L97 145H99V141H97V143L96 142H94V143H92L93 145L91 146V147H89L90 145H89V143L88 144H86L87 145V147L88 148H90V149H88L87 147H85V146H82V145H85V144H82V142H84L85 143V141H88V138H87V140H85V141H82ZM102 140V141H101ZM117 140H118V138H117ZM128 141L126 144H129V142H131V141ZM177 140V141H176ZM180 140V141H179ZM198 140V141H197ZM204 140H206V141H204ZM30 141V142H29ZM47 141V142H46ZM50 141V142H49ZM61 141H65L63 144H65V145H62L61 144ZM77 141H78V139H77ZM175 141H176V143H175ZM5 142V141H4ZM12 142V143H11ZM23 142H25V143H23ZM31 143L32 142V144H30L31 146H32V148H34V150H32V148L31 149H29L31 146H29V143ZM75 142V141H74ZM110 143H111V141H109ZM113 142V141H112ZM115 142V141H114ZM139 142V141H138ZM164 142V143H163ZM167 142V143H166ZM170 142V143H169ZM178 142H180V143H178ZM199 142V148H198V146H197V143ZM208 142V143H207ZM48 143V144H47ZM58 143V144H57ZM69 143V144H68ZM87 143V142H86ZM155 143V144H154ZM178 143V144H177ZM206 143V144H205ZM12 144V145H11ZM51 144V145H50ZM130 144H129V146H130ZM193 144V145H192ZM203 144V145H202ZM4 145H6L5 147H4ZM15 145H17V144H14V146ZM56 145H57V147H59V149H57L56 148ZM70 145V146H71ZM171 145H174L173 147L171 146ZM179 145V146H178ZM203 146L202 148H200V146ZM204 145H206V146H204ZM11 146H12V148H11ZM34 146V147H33ZM42 146V147H41ZM64 146V148H62V149H60L61 147H63ZM68 147L69 148V150H70V148L72 149V147ZM73 146V145H72ZM95 146V145H94ZM128 145H127V148L129 147ZM154 146H156V147H154ZM166 146H170V147H166ZM176 146L178 147L177 149H176ZM191 146V147H190ZM10 147V148H9ZM27 147V149H29V150H32V151H30V152H28V150H26L25 148ZM50 147V148H49ZM77 147H73L75 150L77 149ZM153 147H154V149H153ZM15 148V147H14ZM13 148V149H14ZM66 148V149H65ZM95 148H96V146L95 147H93V149L95 150ZM163 148V149H162ZM168 150H167V149ZM195 148V149H196ZM1 149V148H0ZM36 149V150H35ZM124 149V148H123ZM128 149H130V147L128 148ZM127 149V150H128ZM143 149H149V150H151L150 152L152 153V154H149V150L147 151L146 150V152L145 153H147L148 152V154H142V153H144V151L145 150H143ZM176 150V151H173V153H170V151L171 150ZM2 151L3 150H5V149H1ZM15 150V149H14ZM14 150H11L10 152H9V154L11 155H16V151L18 150V149H16V151H14ZM58 150H60V153H59V151ZM62 150V151H61ZM68 150V151H69ZM93 150V151H94ZM121 150V149H120ZM120 150H119V152L118 153H121L120 152ZM125 150V149H124ZM123 150V151H124ZM6 151V152H7ZM12 151H14L13 153H12ZM39 151V150H38ZM92 151V152H93ZM96 151V150H95ZM94 151V152H95ZM116 151H113V153H111V154H115L116 153ZM122 151V150H121ZM129 151V150H128ZM160 151V152H159ZM167 151H169V152H167ZM1 152V151H0ZM7 152V153H8ZM18 151H17V154L19 153ZM44 153H42V154H45V157L47 156L48 157V159H50L51 157H52V155H50V157H49V155H46L47 153H46V151L44 150L43 151ZM65 152V154H67ZM70 153H73L74 154V151L72 150V152L71 151H69ZM68 152V153H69ZM76 152H79V151H77L76 150ZM85 153V156H83L84 154H82L81 155V153ZM82 152H79V154L80 155H78V157H80V156H82V157H86V158H84L82 161H81V163L83 162V164H86V166L85 165H83V166H85V168L84 169H87L86 167H90V163H89V161H87V160H89L90 158H88L89 156L86 154V152H84L83 150H82ZM112 152V151H111ZM115 152V153H114ZM163 152V153H162ZM165 152L167 153V155L165 156L164 154H165ZM172 152V151H171ZM198 151L196 150L195 152H194V154H196ZM2 153V152H1ZM0 153V154H1ZM21 154H23L24 152H20ZM24 153V154H25ZM37 153H40V152H37ZM50 153V154H51ZM160 153H162V154H160ZM4 154H6L5 153V151H3V155ZM48 154H49V151H48ZM64 153L61 155V156H63V155H65ZM76 154V156H77V154L78 153H75ZM74 154V155H75ZM111 154H109V155H111ZM155 154V155H154ZM170 154V155H169ZM2 155V154H1ZM57 155V154H56ZM69 155V154H68ZM70 155H72V154H70ZM91 155V154H90ZM116 155V154H115ZM144 157H143V156ZM145 155H147L146 157H145ZM157 155H158V157H157ZM163 155V156H162ZM172 155V156H171ZM261 155V156H260ZM19 156V155H18ZM60 156V155H59ZM58 156V157H59ZM67 156V155H66ZM88 156V157H87ZM112 156V155H111ZM130 156V155H129ZM148 156H149V158H148ZM165 157L164 159H169V160H166L167 161V163H166V161H164V159L162 158V157ZM14 157V156H13ZM46 157V158H47ZM100 157H102V156H100ZM97 158V159H99V160H97V162H96V158H95V156H93L92 157V159H93V161L95 160V162H93L94 164H92V166L94 165L95 166V163H96V165H97V163H99V162H101L100 161V159L101 160H103L102 158H105V157H102V158ZM113 157H115L114 155H113ZM112 157V158H113ZM141 157H143V159L141 158ZM155 157V158H154ZM174 157V158H173ZM53 158H57V156H53L52 158H51V161H52V159ZM59 158H61L62 159V157H59ZM59 158H57V160H59L60 161V159ZM67 158L68 159H66V157H64V160L67 162V160H69V159H72V156H70V158L67 156ZM74 158H75V156H74ZM106 158H108V155H107V157ZM129 158V157H128ZM141 158V159H140ZM157 158H159V160L157 159ZM160 158H162L161 160H162V163H161V161H160ZM171 158L173 159L172 161H171ZM257 158H258V160H257ZM55 159H53V160H55ZM92 159L90 160L91 162H92ZM153 161H152V160ZM63 160V159H62ZM61 160V161H62ZM130 160V159H129ZM147 160V161H146ZM157 160H158V162L160 161V163L158 164V163H156L157 162ZM86 161H87V163H86ZM99 161V162H98ZM130 161H132V160H130ZM137 161H139V162H137ZM143 161V162H142ZM145 161V162H144ZM156 161V162H155ZM197 161V162H196ZM259 161V162H258ZM57 162V161H56ZM55 161L54 162H51L50 163V166H51V168H52V166H55L56 164L57 165H59V163L61 164V166L63 165L65 168L64 169H62V170H64L62 173V180H60L61 182H59L58 184H56L55 185V187H58V186H60V183L62 184V182H64V181H66V179H68V168L69 167H67V164H66V162L65 163H61V162H57L56 163ZM63 162V161H62ZM133 162V161H132ZM140 162H142L143 164H145V165H143L142 163H141V166L139 165V163ZM153 162V163H152ZM169 162V163H168ZM52 163H55V164H53V165H51ZM90 165H89V164ZM102 163V162H101ZM134 163V162H133ZM132 163V164H133ZM164 163V165H162ZM65 164H66V166H65ZM130 165V166H133V165ZM158 164V165H157ZM49 165V164H48ZM87 165H89V166H87ZM60 166V165H59ZM58 166V167H59ZM60 166V167H61ZM63 166H62V168H63ZM73 166L74 165H72V167H71V169H72V171L74 170V168H73ZM94 166H93V168H94ZM130 166L128 167V168H130ZM143 166H144V168H143ZM147 168H146V167ZM56 167V166H55ZM96 167V166H95ZM137 167V168H136ZM166 168V167H165ZM127 169V168H126ZM139 169H144L143 170V172L141 171V170H139ZM67 170V172L65 173V171ZM89 170H91V168L89 169ZM138 170V171H137ZM238 170H240V168H238L236 171H234V173H232L230 176H228L227 177V179H224V180H233V179H235V178H237L236 176H232V175H235V174H238L240 171H238ZM34 171H36V173L34 172ZM34 171H32V173H30V175H28V176H26V177H28V181H26L27 183H23L24 181H20V186H18L19 187V191L20 192H25V194L24 195H22V196H25L26 195V193L27 192H29V191H32L33 189L36 191V194L37 193H39L40 194V192L42 191V192H44L45 191V188L47 187V183L46 182H48L49 180H47L46 181V179H48V177L47 176H44V175H41L39 172H37V171H39L38 169L36 170H34ZM70 172H72L71 170H69ZM139 171H141V173H139ZM33 172L36 174V176H37V179L35 178V174H34V177H33V175H32V177H29V176H31V174H33ZM41 172V171H40ZM69 172V173H70ZM135 172V173H134ZM137 172V173H136ZM121 173H124V172H122V171H120V176L119 175H116L118 178H114V180L115 179H119L120 177V179H124L125 178V176H126V178H125V181H127V178H128V180L129 181H131V179L129 178V177H127V175H124V174H126V173H124L123 174V176L121 175ZM260 173H263V172H260ZM41 176H40V175ZM67 174V175H66ZM70 174H72V173H70ZM133 174V175H132ZM139 174V175H138ZM142 174V175H141ZM246 174H252V173H245V175ZM67 177H65V176ZM38 176H39V178H38ZM115 175H113V177H114ZM244 176V175H243ZM18 177V176H17ZM16 177V178H17ZM65 177V178H64ZM123 177V178H122ZM29 178H31V180H29ZM46 178V179H45ZM49 178H51L50 177V175H49ZM64 178V179H63ZM40 179H43V180H40ZM20 180H21V177H20ZM22 180H25V179H23V176H22ZM37 180H40V182L39 181H37ZM59 180V179H58ZM110 180H112V179H110ZM218 180H223V179H221V178H218V179H200L199 181H196V182H200V183H205V182H210V181H218ZM31 181V182H30ZM42 181V182H41ZM29 182V183H28ZM34 182V183H33ZM38 182V183H37ZM40 183V184H39ZM25 184V185H24ZM27 184H29V185H27ZM188 184H190V183H188ZM191 184H198V183H191ZM24 185V186H23ZM32 185H34V187L35 188H33V186ZM39 185H40V187H39ZM184 185H187V184H184ZM25 186L27 187V188H25ZM32 186V187H31ZM21 188H24L25 190L27 189V191H25L24 189H21ZM31 188V190H29ZM33 188V189H32ZM41 188V189H40ZM37 189H39V191L37 190ZM44 189V190H43ZM15 190H17V188H15ZM15 190H10V191H12V192H10V191H8V192H10V193H3L2 195L3 196H5V197H1L0 196V207L2 206V204L4 205L5 203H6V205H4V206H2L3 208H5L7 211L10 209V207H11V204L13 203L11 200L13 199H15L16 198V200L19 198V199H21V197L22 196H19L20 195V192H18V191H15ZM33 190V191H34ZM13 191H15V193H16V195H15V193L13 192ZM42 192H41V194H42ZM162 192V191H161ZM32 193H35V192H32ZM31 193V194H32ZM44 193H46V194H48L47 192H44ZM53 193V192H52ZM10 194H11V196H10ZM19 194V195H18ZM36 194H34L35 196H36ZM40 194V196H36L37 198H39V197H42V195ZM44 196H45V194H43ZM50 195V194H49ZM51 195H53V194H51ZM15 196V198H13V197ZM16 196H18V198L16 197ZM26 196H28V194L26 195ZM35 197V198H36ZM47 197V196H46ZM54 197L55 196H52V199H54ZM8 198H10L9 200H8ZM24 198V197H23ZM26 198V197H25ZM24 198V199H25ZM7 200V201H6ZM11 201V202H10ZM18 201V200H17ZM10 202V204H8V203ZM20 202H21V200H20ZM14 205V204H13ZM13 205H12V207H11V209H13L14 207H15V205H14V207H13ZM9 206V207H8ZM24 206V205H23ZM1 207V209H2V211L5 213L6 212V210L5 209H3ZM27 207H25V209H26ZM24 209V208H23ZM82 209V208H81ZM81 209H77V210H75V211H72V212H76V211H79V210H81ZM19 210H22L21 208H19V209H13V211L12 210H10V211H12V214L14 213V212H16V211H18L19 212ZM2 211H0V213L2 212ZM72 212H68V213H72ZM3 213V214H4ZM8 214L9 213H11V212H7ZM7 213H6V215H7ZM17 213V212H16ZM68 213H66V214H68ZM2 214H0V216H1ZM5 215V214H4ZM64 215V214H63ZM59 216H61V215H59ZM50 220V219H49ZM44 222V221H43ZM40 223V222H39ZM38 224V223H37Z\"/></svg>","mask_w":264,"mask_h":264},{"label":"bare ground","instance_id":"2","mask_svg":"<svg viewBox=\"0 0 264 264\" xmlns=\"http://www.w3.org/2000/svg\"><path fill=\"white\" fill-rule=\"evenodd\" d=\"M56 1H58V4H60L62 1H60V0H56ZM60 1V2H59ZM65 2H67V0H64ZM64 1H63V3H62V8H60V10L58 11V5H56L55 7H56V9H55V7H54V9H51V10H48V9H50V8H42V10H41V12L38 14V15H35L34 16V18H32L31 19V22H30V20H29V22H28V20H27V18L28 17H30L31 15L30 14H32L33 15V13H30L27 17H26V15L24 16L23 14V16L22 15H17L18 17L16 18V19H12L13 21H12V23H10L8 26L6 25L4 28H1L0 29V38H4L5 36H4V34L6 33L7 34V36H6V41L4 40V41H2L1 39V44L0 45H3L2 46V48H1V46H0V60L2 61V59L3 58H7L8 57V55L12 52V50L14 49V47H15V49H16V46H15V44H17V42H19V40H21V38L22 37H26V38H24V40H26L27 39V37L29 38V37H32L33 35H36L38 32H42V30L44 31L45 29H49V26L50 25H52V23H54L55 22V20H56V16L57 15H59V14H61V15H59L58 17H61L63 14H64V10L66 11H68L69 9L70 10H72V8H73V10H74V7L77 9L78 8V6H77V2H74L73 1V3L74 4H76V5H74L73 3H70V4H68V2L66 3V4H68L67 6H69L68 8H66L67 6L64 4ZM69 1H71V0H69ZM78 1V0H77ZM80 1V0H79ZM87 2V0H83V5H84V3H86ZM92 1V0H91ZM95 1V0H94ZM100 1V0H99ZM98 1V2H99ZM102 1V0H101ZM120 2L119 3H121V0H119ZM138 0H136V2H137ZM151 1V0H150ZM155 1V0H154ZM154 1H153V3H154ZM162 1H164V0H162ZM228 1H231V2H233V3H238L239 2V0H228ZM250 1V0H249ZM257 1H260V2H262L261 4L258 2V4L256 3V0H255V4L258 6V8L261 6V9H262V6L264 5L263 4V0H257ZM42 2V1H41ZM45 2V1H44ZM72 2V1H71ZM93 2V1H92ZM105 2H106V0L104 1V2H101L102 3V5H107L108 4V2H106L107 4H105ZM109 2H110V0H109ZM113 2V1H112ZM115 2H116V0H115ZM115 2H113L114 4H115ZM130 2H132L131 4H130V7H131V5H132V7L134 6L133 4V2H134V0L133 1H130ZM139 2V1H138ZM170 2V1H169ZM246 2V1H245ZM245 2H243V1H241V3H240V5L243 3H245ZM52 3H54V2H52ZM56 4H57V2H55ZM88 4L90 3V2H87ZM104 3V4H103ZM113 3H112V5H113ZM122 3H123V1H122ZM126 2H125V0H124V5H126L127 4V6H126V8H129V6H128V2L125 4ZM159 3H160V1H159ZM163 3V5H164V2H162ZM171 4H172V2H170ZM232 3V4H233ZM252 2H249V4H248V2H246V4L248 5V7L246 6V4H245V11H244V13L245 12H247V10H251L252 9V7H254V5H253V3L251 4ZM35 4H38V3H35ZM34 4V7L36 6ZM39 4H40V2H39ZM44 4H46V3H44ZM51 4V3H50ZM73 4V5H72ZM78 4H81V2H78ZM111 4V3H110ZM123 4H121L120 5V7L123 5ZM138 3H136V5H137ZM150 4H151V2H150ZM166 4H168L167 3V1H166ZM176 3L174 2V4L172 5L173 7H174V5H175ZM218 4V3H217ZM220 4V3H219ZM242 4V5H243ZM250 4L251 5H253V6H250ZM55 5V4H54ZM64 5V6H63ZM86 5V4H85ZM92 5V4H91ZM95 5H96V3H95ZM94 5V6H95ZM100 5V4H99ZM98 5V6H99ZM111 5V6H112ZM117 5L118 4H116V7L114 8L113 6H112V8H111V6L110 7H108L109 8V10L108 11H110L111 9H113V11H116L115 9H117L118 7H117ZM123 5V6H124ZM182 6H183V4H181ZM189 5V4H188ZM211 4H209V6H210ZM237 5V4H236ZM240 5H239V8H242V5H241V7H240ZM39 6H41V4L39 5ZM49 6V5H48ZM51 6V5H50ZM81 6V5H80ZM93 6V5H92ZM122 6V7H123ZM138 6H140V5H137V7ZM150 7H151V5H149ZM166 6V5H165ZM171 6V7H172ZM176 6H177V4H176ZM190 6V5H189ZM219 6V5H218ZM244 6V5H243ZM85 7H87V5L85 6ZM91 7V6H90ZM96 7H97V5H96ZM121 7V8H122ZM125 7V6H124ZM135 7V6H134ZM133 7V8H134ZM154 7V6H153ZM152 7V8H153ZM160 7V6H159ZM186 7H188V6H186ZM200 7V6H199ZM207 7V6H206ZM233 7V6H232ZM236 7V6H235ZM256 7V6H255ZM31 8H33V6H31ZM37 8H40V7H37ZM80 8H82V6L80 7ZM84 8V7H83ZM89 8V7H88ZM94 8V7H93ZM93 8H91V9H93ZM100 8H103V7H100ZM126 8L124 9V12L126 11ZM133 8H132V10H133ZM141 8V7H140ZM144 8V7H143ZM152 8H150L151 10H152ZM162 8H164V6L162 7ZM161 8V9H162ZM168 8V7H167ZM169 8H170V6H169ZM168 8V9H169ZM176 8V7H175ZM190 8V7H189ZM205 8V7H204ZM219 8V7H218ZM227 8H229L228 7V5H227ZM234 8V7H233ZM236 8H238V7H236ZM34 9V8H33ZM33 9H31L32 11H34ZM131 9V8H130ZM136 9V8H135ZM157 9H159V8H157ZM166 9V8H165ZM179 9V8H178ZM194 9H196V8H194ZM206 9V8H205ZM224 9H225V7H224ZM255 9H257V8H255ZM255 9L254 10H252V11H255ZM26 10V9H25ZM25 10H24V14H28V12H26L25 13ZM27 10H29V11H31L30 10V8H27ZM26 10V11H27ZM61 10L63 11V13H61ZM104 10H105V8H104ZM104 10H102V12H104ZM107 10H105V12L107 11ZM121 9L119 8L118 9V12H116V14L118 13L119 14V11H120ZM123 10V9H122ZM140 10V9H139ZM143 10V9H142ZM154 11H155V9H153ZM173 10V9H172ZM175 11H176V9H174ZM173 10V11H174ZM212 10V9H211ZM223 10V9H222ZM225 10H227V9H225ZM239 10V9H238ZM241 10H243V8L242 9H240V11ZM82 11V10H81ZM113 11H112V13H113ZM134 11V10H133ZM132 11V12H133ZM141 11V10H140ZM148 11H149V8H148ZM156 11H158V10H156ZM166 11V10H165ZM256 11H261L260 10V8H259V10L257 9ZM84 12V11H83ZM87 12V11H86ZM101 11H100V13H102ZM123 12V11H122ZM124 12H123V14H124ZM132 12H129V9H128V13H132ZM137 12V10L135 11V13ZM150 12V11H149ZM148 12V13H149ZM187 12V11H186ZM189 12V11H188ZM200 12H201V10H200ZM216 12H217V9H216ZM227 12H229V10L227 11ZM226 12V13H227ZM250 12V11H249ZM66 13V12H65ZM100 13H98V14H100ZM120 13H121V11H120ZM127 12H126V15L125 16H128L129 14H128ZM135 13H132V14H135ZM163 13V14H162ZM161 14L162 15H164V12H162ZM172 13V12H171ZM198 13V12H197ZM207 13V12H206ZM242 13V12H241ZM251 13V12H250ZM80 14V13H79ZM104 14V13H103ZM109 14V16H110V14H111V11H110V13H108ZM114 14H115V12H114ZM117 14V15H118ZM122 13H121V15H123ZM128 14V15H127ZM131 14V15H132ZM139 14H140V12H139ZM157 14H159V12L157 13ZM160 14V15H161ZM166 14V13H165ZM168 14V13H167ZM202 14V13H201ZM205 14V13H204ZM247 14V13H246ZM66 15H67V13H66ZM101 15V14H100ZM141 15V14H140ZM147 15V14H146ZM150 15V14H149ZM152 15V14H151ZM150 15V16H151ZM175 15H178L179 16V14H177L176 12H175ZM206 15V14H205ZM227 15H229V14H227ZM249 15V14H248ZM261 15V14H260ZM21 16V17H20ZM65 16V15H64ZM92 16V15H91ZM94 16V15H93ZM102 16H107V18H105V19H109L108 18V15H107V13H106V15H102ZM113 16V15H112ZM136 16V15H135ZM134 15H133V17L132 18H134L135 17ZM139 16V15H138ZM149 16V17H150ZM153 16H155V14L153 13ZM158 16V15H157ZM171 16V15H170ZM178 16H176V17H178ZM186 16V15H185ZM194 16V15H193ZM199 16V15H198ZM223 16V15H222ZM250 16V15H249ZM263 16V15H262ZM56 17V18H55ZM67 17V16H66ZM65 17V18H66ZM69 17V16H68ZM68 17L65 19V20H67V21H65L64 19H62V21H65V23H67L68 24V22H69V20H68ZM88 17V16H87ZM99 17H101V16H99L98 15V19H99ZM116 15H115V19H116ZM120 17V16H119ZM119 17H117V19L119 18ZM129 17V16H128ZM127 17V18H128ZM131 17V16H130ZM129 17V18H130ZM140 17V16H139ZM148 17V18H149ZM166 17V16H165ZM165 17H162V18H165ZM171 17H173V16H171ZM211 17H213L212 15H211ZM245 17V16H244ZM114 17H112L111 18V16H110V19H113ZM137 18V17H136ZM175 18V17H174ZM173 18V20H176V19H174ZM181 18V17H180ZM185 18V17H184ZM228 18V17H227ZM55 19V20H54ZM59 18H57V20H58ZM61 19V18H60ZM131 19V18H130ZM140 19V18H139ZM150 19H152V17L150 18ZM172 19V18H171ZM183 19V18H182ZM181 19V20H182ZM187 19V18H186ZM189 19V18H188ZM203 19V18H202ZM206 19V18H205ZM209 19V18H208ZM241 19V18H240ZM239 19V20H240ZM258 19V18H257ZM259 19H260V17H259ZM76 20V19H75ZM81 20V19H80ZM101 20H102V18H101ZM114 20V19H113ZM121 20H122V17H121V19H120V23H121ZM124 21H122V22H126V20L125 19H123ZM134 20H135V18L134 19H132V22H134ZM142 20V19H141ZM157 20V19H156ZM158 20H160V19H158ZM178 21H179V19H177ZM194 20V19H193ZM197 20H198V18H197ZM201 20V19H200ZM230 20H231V18H230ZM54 21V22H53ZM77 21H79V19L77 20ZM110 21V20H109ZM108 21V22H109ZM131 22V20H129L128 19V21L127 22ZM149 21V20H148ZM186 21V20H185ZM191 21V20H190ZM211 21V20H210ZM245 21H246V19H245ZM58 22V21H57ZM59 22H61V20L59 21ZM111 22V21H110ZM130 22H129V24H130ZM137 22H139V20L137 21ZM145 22H147V21H145ZM155 22V21H154ZM162 22V21H161ZM184 22V21H183ZM192 22V21H191ZM227 22V21H226ZM230 22V21H229ZM235 22V21H234ZM254 22H255V20H254ZM73 23V22H72ZM117 24H118V22H116ZM149 23V22H148ZM164 23H166V22H164ZM168 23V22H167ZM205 23V22H204ZM256 23H258V22H256ZM61 24H63V25H67V24H64V22L63 23H61ZM80 24V23H79ZM99 24V20H98V22H97V25ZM112 24H115V22L113 21V23ZM123 24V23H122ZM128 24V23H127ZM136 24V23H135ZM141 24V23H140ZM151 24H152V21H151ZM180 24V23H179ZM198 24V23H197ZM224 24V23H223ZM251 24V23H250ZM262 25H260V26H255V28H257V27H259V28H257L258 29V36H257V38L260 36V34L261 33H263L264 32V22H262L261 23ZM53 25H56V23L55 24H53ZM52 25V26H53ZM59 25V24H58ZM86 25H87V23H86ZM120 25V24H119ZM118 25V26H119ZM124 25H126V24H124ZM124 25H122V27H121V30H123L122 28L124 27ZM168 25V24H167ZM185 25V24H184ZM188 25V24H187ZM209 25H211V24H209ZM217 25H218V22H217ZM256 25V24H255ZM80 26V25H79ZM108 26H111V25H108ZM115 26H116V24H115ZM121 26V25H120ZM128 26V25H127ZM126 26V27H127ZM133 26V25H132ZM144 26V25H143ZM147 26V25H146ZM166 26V25H165ZM164 26V27H165ZM190 26H191V24H190ZM213 26H214V24H213ZM226 26H227V24H226ZM241 26V25H240ZM51 27V26H50ZM77 27H78V24H77ZM117 27V26H116ZM129 27V26H128ZM154 27V26H153ZM176 27V26H175ZM203 27V26H202ZM232 27V26H231ZM261 27V28H260ZM61 28V27H60ZM120 28V27H119ZM125 28V27H124ZM130 28V27H129ZM147 28H149V26L147 27ZM243 28V27H242ZM253 28V27H252ZM254 28V30L257 32V30ZM39 29V30H38ZM58 29H59V27H58ZM137 29V28H136ZM144 29H145V27L143 28V31H144ZM154 29V28H153ZM173 29H174V27H173ZM185 29H186V27H185ZM212 29V28H211ZM226 29V28H225ZM245 29V28H244ZM62 30V29H61ZM72 30V29H71ZM117 30H118V28H117ZM147 30V29H146ZM148 30H152V28L151 29H148ZM243 30V29H242ZM253 30V31H254ZM5 31H7V32H5ZM38 31V32H37ZM74 31V30H73ZM79 31V30H78ZM112 31V30H111ZM115 31H116V29H115ZM119 31V30H118ZM125 31V30H124ZM128 31V30H127ZM131 31H133V29L131 30ZM135 31V30H134ZM155 31V30H154ZM161 31V30H160ZM170 31V30H169ZM173 31H176V30H173ZM208 31H210V30H208ZM254 31V32H255ZM52 32V31H51ZM50 32V33H51ZM56 32V31H55ZM55 32H54V35H55ZM71 32V31H70ZM112 32H114V31H112ZM112 32H111V35H112ZM120 33H121V31H119ZM128 32H130V31H128ZM179 32V31H178ZM216 32V31H215ZM247 32V31H246ZM245 32V33H246ZM251 32V30L249 29V32L247 33L249 36H250V34H251V36H252V34L254 35V32L253 33H250ZM261 32V33H260ZM4 33V34H3ZM44 33H45V31H44ZM43 33V34H44ZM53 33V32H52ZM51 33V34H52ZM58 33V32H57ZM61 33V32H60ZM68 33V32H67ZM80 33V32H79ZM118 33V32H117ZM123 33H125V32H123ZM122 33V34H123ZM132 32H130V34H131ZM145 32H143V34H144ZM150 33V32H149ZM171 33V32H170ZM184 33L185 32H183V34L181 35V38L184 36ZM187 33V32H186ZM185 33V34H186ZM195 33V32H194ZM193 33V34H194ZM260 33V34H259ZM2 34H3V36H2ZM72 34V33H71ZM125 34H127V33H125ZM140 34V33H139ZM141 34H142V32H141ZM152 34H153V32H152ZM152 34H150V35H152ZM188 34V33H187ZM190 34V33H189ZM197 34V33H196ZM213 34V33H212ZM240 34V33H239ZM264 34V33H263ZM263 34H261V35H263ZM39 35V34H38ZM57 35V34H56ZM61 35V34H60ZM117 35V34H116ZM145 35V34H144ZM147 35H149V34H147ZM155 35V34H154ZM166 35V34H165ZM177 35V34H176ZM180 35V34H179ZM178 35V36H179ZM207 35V34H206ZM248 35H245L244 34V37L246 36V38H247V36ZM44 36V35H43ZM64 36V35H63ZM68 36H70V35H68ZM75 36V35H74ZM121 36H123V35H121ZM157 36V35H156ZM177 36V37H178ZM193 36V35H192ZM203 36H205V35H203ZM241 36V35H240ZM249 36H248V39H250L249 38ZM264 36V35H263ZM45 37V36H44ZM124 37H125V35H124ZM131 37V36H130ZM138 37V36H137ZM136 37V38H137ZM141 37V36H140ZM152 37V36H151ZM161 37V36H160ZM166 37V36H165ZM190 38V35L189 36H187L186 35V38ZM208 37H209V35H208ZM243 37V38H244ZM262 37V36H261ZM45 38H47V37H45ZM54 38H56V36L54 37ZM117 38H118V36H117ZM126 38H128V37H126ZM143 38V37H142ZM146 38V37H145ZM144 38V39H145ZM164 38V37H163ZM171 38H173V37H171ZM176 38V37H175ZM175 38H174V41H175ZM188 38V39H189ZM193 38V37H192ZM201 38V37H200ZM204 38V37H203ZM207 38V37H206ZM253 38V37H252ZM255 39L254 41L256 42L258 39ZM30 39V38H29ZM53 39V38H52ZM57 39V38H56ZM123 39H125V38H123ZM143 39V40H144ZM148 39H149V37H148ZM147 39V40H148ZM152 39V38H151ZM157 39H158V37H157ZM179 39H180V37H179ZM179 39H177V42L179 41ZM183 39V38H182ZM181 39V40H182ZM185 39V38H184ZM191 39V38H190ZM189 39V40H190ZM218 39V38H217ZM248 39H245V41L244 42H242V43H245V42H247L248 41ZM262 39H263V37H262ZM23 40V39H22ZM35 40V39H34ZM36 40H37V38H36ZM49 40V39H48ZM122 40V39H121ZM127 39H125L124 41H126ZM133 40V39H132ZM162 40V39H161ZM173 40V39H172ZM181 40H180V42H181ZM186 40V39H185ZM196 40V39H195ZM205 40V39H204ZM203 39L201 40V43H202V41H204ZM243 40V39H242ZM261 39L259 38V40H258V42L260 41ZM10 41V42H9ZM38 41V40H37ZM42 41V40H41ZM56 41H58V40H56ZM137 41V40H136ZM151 41V40H150ZM171 40H169V42H170ZM188 41V40H187ZM192 41V40H191ZM209 41V40H208ZM213 41H214V39H213ZM251 41V40H250ZM253 41V42H254ZM262 41H264V40H262ZM4 42V43H3ZM9 43V45L7 44V43ZM15 43V44H12V43ZM40 42V41H39ZM165 42H166V40H165ZM164 42V43H165ZM169 42H168V44H166V46L168 47V45H169ZM171 42H173V41H171ZM182 42H183V40H182ZM181 42V43H182ZM193 42V41H192ZM196 42V41H195ZM218 42H220V41H218ZM252 42V43H253ZM257 42V43H258ZM3 43V44H2ZM10 43L12 44L11 46H10ZM122 43H123V41H122ZM127 43V42H126ZM125 43V44H126ZM137 43H139V41H137ZM142 43V42H141ZM141 43L139 44V45H141ZM146 43H148V42H146ZM149 43H151V42H149ZM179 44V45H181L180 46V48L182 47V44ZM184 43V42H183ZM189 43H190V41H189ZM194 43V42H193ZM204 43V42H203ZM206 43V42H205ZM204 43V44H205ZM215 42H213L212 44H214ZM8 45V47L6 46V48L4 47L5 45ZM19 44V43H18ZM54 44V43H53ZM55 44H56V42H55ZM54 44V45H55ZM124 44V45H125ZM174 47H176L177 45H176V42H174ZM185 45L187 44V42L186 43H184ZM211 44V45H212ZM260 44H262V43H260ZM41 45V44H40ZM50 45V44H49ZM119 45H120V43H119ZM123 45V46H124ZM127 45V44H126ZM125 45V46H126ZM129 45H131L132 46V44H129ZM138 45V46H139ZM151 45V44H150ZM150 45H148L147 44V46H150ZM154 45V44H153ZM178 45V46H179ZM185 45H183V47H185ZM187 45H191V44H187ZM193 45H195V43L193 44ZM200 45H202V44H200ZM209 45V44H208ZM218 45V44H217ZM216 45V46H217ZM256 45V44H255ZM254 45V46H255ZM122 46V45H121ZM134 46H136L135 44H134ZM141 46H143V45H141ZM178 46L176 47V49L178 48ZM203 46H205V45H203ZM221 46V45H220ZM224 46V45H223ZM234 46V45H233ZM257 46H258V44H257ZM127 47V46H126ZM159 47V46H158ZM161 47V46H160ZM165 47V46H164ZM170 47H171V45H170ZM169 47V48H170ZM189 47V46H188ZM190 47H192V46H190ZM200 47V46H199ZM210 47V46H209ZM225 47V46H224ZM238 47V46H237ZM250 49H245V52L246 51H248V50H251L252 48H251V46H248ZM261 47V46H260ZM264 47V46H263ZM11 48V49H10ZM38 48V47H37ZM130 48V47H129ZM141 48V47H140ZM143 48V47H142ZM144 48H145V46H144ZM147 48V47H146ZM154 48V47H153ZM157 48V47H156ZM163 48V47H162ZM172 48H173V43H172ZM179 48V49H180ZM187 48V47H186ZM193 48V47H192ZM190 49V50H196V49ZM195 48V47H194ZM223 48V47H222ZM232 48V47H231ZM257 48V47H256ZM255 48V49H256ZM15 49H14V51H15ZM48 49H49V46H48ZM52 49V48H51ZM117 49V48H116ZM133 49H135V47H133ZM132 49V51H134ZM136 49H137V46H136ZM148 49V48H147ZM150 49V48H149ZM148 49V50H149ZM179 49H178V51H179ZM183 49H185V48H183ZM200 49V48H199ZM204 49V48H203ZM207 49V48H206ZM209 49V48H208ZM212 49V48H211ZM214 49V48H213ZM224 49V48H223ZM226 49V48H225ZM230 49V48H229ZM261 49H263V48H261ZM261 49L259 50V48H258V50L259 51H261ZM2 50V51H1ZM39 50V49H38ZM40 50H41V48H40ZM39 50V51H40ZM45 50H46V48H45ZM121 50H122V47H121ZM125 50H127V49H125ZM124 50V51H125ZM159 50V49H158ZM164 50H165V48H164ZM166 50H168L167 48H166ZM174 50H175V48H174ZM181 50V49H180ZM190 50H187V51H190ZM201 50V49H200ZM217 50V49H216ZM231 50V49H230ZM253 50V49H252ZM13 51V52H14ZM119 51V50H118ZM130 51H131V49H130ZM140 51V50H139ZM142 51L144 52V50L142 49ZM142 51H140V53L142 52ZM151 51H153V50H151ZM156 51V50H155ZM154 51V52H155ZM162 51V50H161ZM186 51V52H187ZM193 51V52H194ZM203 51H205V50H203ZM208 51V50H207ZM222 52L224 51V53L226 54V51L225 50H221ZM219 52V51H217V53H215V57H216V54H218V52H219V54L217 55V56H219L220 54V60L222 61V58L224 57V58H226L225 56H227L229 53H227V55H223V53L222 52ZM242 51V50H241ZM256 51V50H255ZM44 52H46V51H44ZM51 52V51H50ZM128 52V51H127ZM147 52H150V51H147ZM170 52H173V50H171ZM169 52V53H170ZM180 52V51H179ZM185 52V53H186ZM209 52H212V50L210 51H208V55H209ZM231 52V51H230ZM243 52H244V49H243V51H242V54H243ZM245 52H244V54H245ZM119 53H121V52H119ZM135 53V52H134ZM137 53V52H136ZM139 53V54H140ZM146 53V52H145ZM160 53V52H159ZM164 53V52H163ZM182 53V52H181ZM184 53V54H185ZM198 53V52H197ZM204 53V52H203ZM203 53H201V54H203ZM206 53V52H205ZM234 53H236L235 51H234ZM241 53V52H240ZM50 54V53H49ZM132 54H133V52H132ZM132 54L130 53V56H132ZM138 54V53H137ZM136 54V55H137ZM174 54H175V51H174ZM192 54V53H191ZM200 54V55H201ZM206 54V55H207ZM241 54V55H242ZM45 55V54H44ZM48 55V54H47ZM51 55V54H50ZM120 55V54H119ZM119 55L117 56V57H119ZM123 55V54H122ZM122 55H120L121 57L120 58H122ZM125 55V54H124ZM135 55V56H136ZM142 55V56H141ZM141 55H137V57H134V59L135 58H138V56H139V59L140 58H142L143 59V55H145L144 53L142 54L141 53ZM163 55V54H162ZM162 55H157V56H155V54H154V56L155 57H153L152 55H150V56H152L153 58H155L156 59V62H154L153 63V61L151 62V66L153 67L154 65H155V67H153V68H155V69H157V70H159V69H162V70H159L158 72H160L161 71V73L163 74V71L164 72H166V70H168L169 68H170V62H169V64L166 66V64L168 63H166V64H164L165 65V67H164V65L162 66V64L165 62V61H163V62H161L163 59L164 60H166L165 58H161V57H159V56H162ZM173 55V54H172ZM181 55V54H180ZM199 55V56H200ZM205 55V56H206ZM211 55V54H210ZM235 55V54H234ZM249 55H250V52H249ZM141 56V57H140ZM147 56V55H146ZM149 56V57H150ZM184 56H186V55H184ZM230 56V55H229ZM243 56V55H242ZM248 57V53H246V55H245V57ZM250 56H252V55H250ZM254 56V55H253ZM127 57V56H126ZM147 58L148 60L151 58ZM159 57V58H161V61L159 60V58H158V60L160 61H158L157 60V58ZM163 57V56H162ZM166 57V56H165ZM172 57V56H171ZM171 57H170V59H171ZM174 57H176V56H174ZM180 57V56H179ZM182 57V56H181ZM187 57H189V56H187ZM210 57V56H209ZM215 57H214V61L216 60H218L219 59V57H217L218 59H215ZM234 57V56H233ZM237 57H239V56H237ZM244 57V56H243ZM255 57V56H254ZM153 58H151V60L153 59ZM183 58H185V57H183ZM203 58H205L204 57V54H203ZM207 58V57H206ZM223 58V59H224ZM227 58H228V56H227ZM253 58V57H252ZM9 59V58H8ZM134 59H132L133 61H134ZM138 59V60H139ZM173 59V58H172ZM177 59H178V55H177ZM189 59H190V57H189ZM237 59V58H236ZM242 59V57L241 58H239V60H241ZM244 59V58H243ZM4 60V59H3ZM36 60V59H35ZM45 60V59H44ZM50 60V59H49ZM115 60H117V58H115ZM118 60H120V59H118ZM128 60V59H127ZM126 60V62H128ZM154 60V59H153ZM194 60V59H193ZM210 60V59H209ZM238 60V59H237ZM238 60V62H240ZM249 60V59H248ZM247 60V61H248ZM255 60V59H254ZM4 61H6V60H4ZM111 61V65H112V61L113 62H115V63H117L118 64V62L117 61H114V60H110ZM121 61H122V59H121ZM125 61V60H124ZM131 62V64H134L135 65V63L137 64V62H139V61H137V60H135V62ZM146 61V60H145ZM145 61H142V63H144ZM174 61H176V60H174ZM186 61V60H185ZM185 61H182V62H185ZM189 61V60H188ZM187 61V62H188ZM191 61V60H190ZM215 61V62H216ZM228 61V60H227ZM226 61V62H227ZM243 61H245V59L243 60ZM52 62V61H51ZM120 62V61H119ZM146 62H148V61H146ZM145 62V63H146ZM150 62H148V63H150ZM159 62V63H158ZM173 62V61H172ZM171 62V63H172ZM220 62V61H219ZM219 62H216V63H219ZM242 62V61H241ZM252 62V61H251ZM36 63V62H35ZM53 63V62H52ZM97 63V62H96ZM104 63H106V62H104ZM129 63V62H128ZM140 63V62H139ZM139 63L137 64V67H138V69H139V71L141 70V72H144V69H146V71L148 70L149 71V69H150V67H148V64H147V66L145 65V63L143 64V65H145V66H143V68L144 69H142V67H139ZM156 63V64H155ZM174 63V62H173ZM206 63V62H205ZM212 63H213V61H212ZM222 63V62H221ZM236 63H237V61H236ZM7 64V63H6ZM9 64V63H8ZM13 64V63H12ZM98 64V63H97ZM119 64H121V63H119ZM119 64H118V68H119ZM122 64H124V62L122 61ZM159 65V66H156V65ZM160 64H161V66L163 67V68H161L160 67ZM199 64V63H198ZM215 63H213V65H214ZM241 64V63H240ZM252 64V63H251ZM39 65H41V64H39ZM43 65V64H42ZM99 65H101L102 66V64H99ZM113 65H115V64H113ZM244 65V64H243ZM3 66H4V64H3ZM33 66L35 67L36 65H34L33 64ZM108 66V65H107ZM121 66V65H120ZM172 66H173V64H172ZM183 66V65H182ZM1 67V66H0ZM32 67V66H31ZM30 67V68H31ZM38 67V66H37ZM40 67V66H39ZM98 67V66H97ZM114 67V66H113ZM115 67H117L116 65H115ZM114 67V69H116ZM145 67H148V68H145ZM174 67V66H173ZM184 67H186V66H184ZM183 67V68H184ZM246 67V66H245ZM6 68H7V66H6ZM5 68V69H6ZM43 68V67H42ZM46 68H48V67H46ZM90 68V67H89ZM92 68V67H91ZM90 68V69H91ZM109 68H110V66H109ZM117 68V70L116 71H118L119 69ZM141 68V69H140ZM153 68H151V69H153ZM159 68V69H158ZM164 68H167V69H165L164 70ZM187 68V67H186ZM233 68V67H232ZM5 69H3V71L5 70ZM32 69H34L33 67H32ZM32 69H30V71L32 70ZM38 69V68H37ZM41 69V68H40ZM49 69V68H48ZM111 69H113V68H111ZM110 69V70H111ZM113 69V70H114ZM182 69V68H181ZM202 69V68H201ZM215 69V68H214ZM224 69V68H223ZM228 69H231L230 67L228 68ZM245 69V68H244ZM39 70V69H38ZM44 70V69H43ZM93 70V69H92ZM100 70V69H99ZM109 70V71H110ZM171 70V69H170ZM169 70V71H170ZM211 70V69H210ZM217 70V69H216ZM226 70V69H225ZM1 71V70H0ZM32 71H35V69L34 70H32ZM37 71V70H36ZM48 71V70H47ZM101 71V70H100ZM112 71V70H111ZM148 71H147V73H148ZM151 71V70H150ZM149 71V72H150ZM154 71V69L151 71V72H153ZM176 71H177V69H176ZM184 71V70H183ZM202 71V70H201ZM207 71V70H206ZM239 71H240V69H239ZM103 72V71H102ZM106 72V71H105ZM104 72V73H105ZM115 72V71H114ZM141 72H138V74L140 75V74H143V73H141ZM150 72V73H151ZM155 72H157V71H155ZM178 72V71H177ZM194 72V71H193ZM210 72H212V71H210ZM3 73V72H2ZM161 73L159 74V75H161ZM207 73V72H206ZM40 74V73H39ZM166 74V73H165ZM177 74V73H176ZM225 74V73H224ZM38 75V74H37ZM99 75V74H98ZM175 75V74H174ZM217 75V74H216ZM36 76V75H35ZM42 76H44V74L42 75ZM41 76V77H42ZM100 76H102V75H100ZM200 76V75H199ZM109 77H110V75H109ZM116 77V79H118V76L116 75L115 76ZM129 77V76H128ZM131 77V76H130ZM173 77V76H172ZM180 77V76H179ZM178 77V78H179ZM194 77V76H193ZM198 77V76H197ZM206 77V76H205ZM95 78V77H94ZM127 78V77H126ZM164 78V77H163ZM195 78H196V74H195ZM206 78H208V77H206ZM41 79V78H40ZM45 79V78H44ZM93 79V78H92ZM100 79V78H99ZM111 80H112V78H110ZM109 79V80H110ZM159 79V78H158ZM158 79H157V81H158ZM165 79V78H164ZM168 79V78H167ZM181 78H179V80H180ZM37 80V79H36ZM95 80H97L98 81V79H93V81H95ZM119 81H118V83L120 82V78L118 79ZM124 80H125V77H124ZM129 80V79H128ZM131 80H133L132 78H131ZM170 80V79H169ZM172 80V79H171ZM176 80V79H175ZM178 80V79H177ZM176 80V81H177ZM195 80V79H194ZM199 80V79H198ZM210 80V79H209ZM44 80H42L41 82H40V80H39V82L40 83H38V85L39 84H41L42 82H43ZM113 81H116V80H114L113 79ZM121 81H123V78H122V80ZM180 81H182V80H180ZM24 82V81H23ZM22 82V83H23ZM27 81H25V83H26ZM103 82V81H102ZM105 83H107L106 81H104ZM155 82V81H154ZM163 82V81H162ZM166 82V81H165ZM193 82V81H192ZM192 82H190V83H188L186 86H184L183 87V89H182V91L180 92V93H178L180 96L179 97H177V93H176V95H175V99L174 98H171L172 100H170L169 101V99L167 100L168 102H170L171 103V101L173 102V106H174V109L176 108V109H179V108H183L184 106H182V105H184L185 104V102L184 101H186L188 98H192V96L193 95H202L203 93H204V91H209L210 92V90L212 91L213 89H209L208 87H204V86H202V84L201 85H199V83L197 82V83H195V84H193ZM91 83H92V81H91ZM96 83V82H95ZM110 83H112V82H110ZM122 83V82H121ZM124 83H125V81H124ZM126 83H127V80H126ZM131 83H133V81L131 82ZM158 83V82H157ZM156 83V84H157ZM93 84V83H92ZM116 85H117V83H115ZM123 84V83H122ZM151 84H153V82L151 83ZM165 84V83H164ZM173 84V83H172ZM21 86H24L23 84H20ZM26 85V84H25ZM28 85V84H27ZM30 85V84H29ZM97 85V84H96ZM100 85V84H99ZM106 85V84H105ZM119 86H120V84H118ZM129 86L128 87H130L131 85H133V84H128ZM145 85H147V82H146V84ZM160 85H161V82H160ZM35 86V85H34ZM110 86V85H109ZM114 86V85H113ZM151 86H153V85H151ZM150 86V87H151ZM157 86V85H156ZM156 86H154V87H156ZM159 86V85H158ZM173 86V85H172ZM171 86V87H172ZM213 86H214V83H213ZM40 87V85L39 86H35V88H36V90H37V88H39ZM115 87H118V86H115ZM127 87V84H126V86H125V88ZM175 87V86H174ZM22 88V87H21ZM23 88H25V87H23ZM29 88H31V90L33 89V91L35 90L33 87H29ZM142 88V87H141ZM141 88H139L138 90H139V92H140V90H141ZM211 88V87H210ZM213 88V87H212ZM16 89V88H15ZM27 89V88H26ZM88 89V88H87ZM106 89V88H105ZM148 89H149V87H148ZM154 89V88H153ZM155 89H157V88H155ZM175 89V88H174ZM224 88L222 87V90H223ZM226 89V88H225ZM224 89V90H225ZM14 90V89H13ZM19 90V89H18ZM35 90V91H36ZM115 90H117L118 91V89L116 88ZM120 90H122V89H120ZM119 90V91H120ZM216 90V88H214V91ZM7 91H9V90H7ZM30 91V90H29ZM33 91H31V92H33ZM34 91V92H35ZM108 91H109V89H108ZM118 91V92H119ZM145 91H147L146 92V94L145 93H143V94H141L140 96L142 97H144V94H145V96H147V94H148V90H146V88H145ZM149 91H150V89H149ZM153 91V93H154V90H152ZM217 91V90H216ZM215 91V93L217 94V92ZM236 91V90H235ZM3 92H5V89H3ZM9 92H13V91H9ZM27 92V91H26ZM102 92V91H101ZM123 92H124V90H123ZM0 93H2V92H0ZM7 92H5V94H6ZM13 93H15V92H13ZM13 93H12V95H13ZM19 93V92H18ZM103 93V92H102ZM120 93V92H119ZM151 93V92H150ZM208 93V92H207ZM205 94L206 96L208 95V94ZM210 93H212L211 95H213V93L214 92H210ZM214 93V94H215ZM220 92H218V94H219ZM4 93H2V94H0V95H3ZM8 94H10V93H8ZM8 94H6V95H4V96H6V99L8 100L9 99V95ZM30 94V93H29ZM94 94V93H93ZM99 94V93H98ZM97 94V95H98ZM115 94V93H114ZM117 94V93H116ZM124 94V93H123ZM8 95V96H7ZM12 95H10V97L12 96ZM16 95V94H15ZM14 95V96H15ZM20 94H18V96H19ZM22 95V94H21ZM97 95H93L91 98L92 99H94V98H96L97 97ZM119 95V94H118ZM150 95H152V94H150ZM174 95V94H173ZM210 95V94H209ZM208 95V96H209ZM227 95V94H226ZM3 96V97H4ZM17 96V95H16ZM15 96V97H16ZM96 96V97H95ZM98 96H100V95H98ZM109 96H110V94H109ZM109 96H107V97H105V95H104V97H103V95H102V97H100V98H98L97 97V101H98V99H100L99 100V103H101V101L103 102V100H107L108 98H111V99H109V101L111 100V101H114L115 99H116V97H112V96H114L113 95V93L111 94V97H109ZM122 96H125V94L124 95H122ZM121 96V97H122ZM172 96V95H171ZM204 96V95H203ZM2 96H0V100H2L1 102L2 103H8V102H10L11 100V98L9 99L10 101H8V102H6V99H5V101L3 102V97L1 98ZM20 97V96H19ZM135 96H133V97H131V100L129 99L130 97H127L126 99H129V101L127 100L126 102H128V104H126V105H131V109H130V111H127L128 109H129V107L130 106H126L125 108L127 109H122V105H119L120 107V109H122V111L120 112L119 110H118V112L119 113H121V114H119V117H125L126 118V121H128L127 119L129 118V120H131V124H130V126L129 125H127V126H129L128 128H129V130H127L126 131V129H127V127L126 128H123V130H125V134L127 135V137L125 136V134H123V137L121 136V139L119 138L120 137V135H122L121 133L123 132L124 133V131H118L117 130V132L115 131L118 127H117V121L119 120V117L117 118V115H118V113L115 115L114 113H116V112H114L113 114H112V112L110 113V110L112 109L113 110V108L114 107H118V106H115V104H114V106L113 107H110V106H112V105H110V106H107V103H106V106L105 107H109V109H107V108H105V112L107 113H105V115L104 116H106L107 118L105 119V120H102L101 118H103L102 116L101 117H99L100 119H101V122H99L98 120V122H97V125L95 124V122H94V124H95V126H99V125H101V124H103L105 127H103V128H106V126L107 125H105V124H110V126L111 125H113V123H114V121L113 120H115L114 118L116 117V120H115V125H113L114 127L116 126V129L113 127V128H111L110 126H108V127H110L111 129V133H110V136L113 138V136H115V140L114 139H112L109 135H108V133H109V131H106V132H104V129L103 128H101V126H99L100 127V129H102L101 130V132L103 131L104 133H105V135H106V133H107V135L108 136H106V138L103 136V138H105L106 140H104V139H102L103 140V142H101L100 143V141L98 140V139H101V138H99L100 137V135L97 137V135H98V133L95 135V134H93L94 135V137L96 138H98V139H96V141L94 140H92V143H94V142H96L97 143V141H99L98 143H99V145L97 144H95L94 143V145L96 146V148H95V150L93 149V147H95L92 143H90L91 142V140L89 141V138L90 139H92L91 137H93V136H91L92 134H90L89 135V133H93V131L92 130H90L89 128H90V126H88V129H89V131H87L88 129L86 128V131H82V128H80L79 127V130L81 131V134H80V131L78 132V129L76 130L77 131V133L79 134H75L76 135V138H77V136H80L81 137V135H83V132L86 134V135H89V137L88 136H86L85 134H84V136H86L87 138H88V141H85V140H87V138L86 137H84L83 136V138L85 139H83L82 140V137H81V139H80V137L79 138H77L78 139V141H77V139L75 140L74 138V135H73V137H70L69 139L70 140H66L67 142H71V140L72 139H74L73 140V142H71L72 143V145L70 146V145H65V144H63L64 142L63 141H61V144L62 145H65V147H67V149L69 150V146L70 147H72V149L70 148V150L69 151H71L72 152V150L74 151V154L75 153H78L77 154V156H76V154L74 155L73 153H70L68 150H67V154H65V152H64V149H62V148H64V146L63 147H61L60 149H62L63 150V152H61L62 154L64 153L65 155H63V156H61L62 154H58L57 153V151H55L56 149H54V151H53V153H55L56 152V154H54L55 156H57V158H59V157H62V159L61 158H59L60 159V161L59 160H57V158L55 159V158H53V159H55V160H53L52 159V161H51V158L54 156L50 151L51 150H49V149H45V148H48L47 147V145L46 144H44V143H42V144H40L41 143V141L42 140H44L43 138L44 137H42V139H41V137H40V134H38L37 136H35L36 138L37 137H40V139L39 140H37V141H40L39 143H35L36 141H33V144H32V142L31 143H29V146H31L30 144H32V145H35V147L34 148H36L37 146L36 145H38L39 147H40V145H42V146H44V145H46V147L44 146V148H43V150H41L40 151V149H38V147H37V150L34 152V153H25V152H27V151H25L24 149H23V151H20V152H24L23 154H21L20 152H19V150L21 149L22 150V148L23 147H21V141L22 140H24V139H22L21 140V138H20V144H19V146L21 147L20 149L19 148H17V147H19L18 146V143L16 142V140L11 144L12 146H13V148L15 149H13L12 148V146H11V150H14V151H16V149H18L17 151L19 152L18 154H17V151L15 152L16 153V155H10L9 154V152L11 151L10 149H9V152L6 150V148H2L3 147V143L4 144H7V140H8V142H9V144H10V138L9 139H7V137L6 138H4V140L3 141H1V142H3V143H1V145H0V148L1 149H5V150H3V151H5V153L6 154H4L3 155V151L0 149V151L2 152H0L1 154H0V196L2 197L3 195V193L5 194L6 192L7 193H10V192H12V191H10V190H15V188H17V190H15V191H18V192H20L18 189H19V187L18 186H20V184L22 183H20V181H24L23 183H27L26 181H28L27 179H28V177H26V176H28V175H30V173H32V171H34L35 169L37 170H39V171H37V172H39L41 175H44V176H47L48 177V179H46V181L47 180H49L48 182H46L47 183V187L45 188V191L44 192H47L48 194H46V193H44V192H42V194H41V192H40V194L42 195V197H39V198H37L38 196H40V194L39 193H37L36 194V191L33 189V188H35L34 187V185H32L33 186V190L32 191H29V192H27L26 193V195L28 194V196H22V195H24L25 194V192H20V195L19 196H22L21 197V199H19L18 198V196H16L18 199V201L16 200V198H15V196L13 197V198H15L14 200L12 199L11 201L13 202L12 204H11V207H12V205L14 204L15 205V207H14V205H13V209H19V208H21L22 210H19V212L18 211H16V212H14L13 214H12V211H13V209H11V207H10V209L8 210L9 212H11V213H7L8 211L5 209V208H3L2 206H4V205H6V203L3 205L2 204V208L3 209H5L6 210V212L4 213L3 211H2V209H1V207H0V211H2L0 214H2L1 216H0V230L1 229H7V228H14V227H23V226H30V225H35V224H37V223H41V222H43V221H47V220H49V219H52V218H55V217H58L59 215H63V214H66V213H68V212H72V211H75V210H77V209H81V210H83V209H86V208H89V207H93V206H97V205H101V204H106V203H112V202H116V201H121V200H125V199H129V198H133V197H138V196H143V195H147V194H152V193H157V192H161V191H166V190H169V189H172V188H174V187H177V186H181V185H184V184H188V183H200V182H196V181H199L200 179H218V178H221V179H227V177L228 176H230L232 173H234V171H236L238 168H240V170H238V171H240L238 174H235V175H232V176H236L237 178H235V179H238V178H241V177H243V175L245 176V173H260V172H264V162L263 163H261V162H259V163H256V164H253V163H251V164H246V163H244V161H242V157H243V152H244V150H245V147H240V148H238V151L236 152V153H234L232 156H226L225 157V159H224V161L223 162H226L225 164H221V165H218L216 168H214V169H212V170H210L208 173H204V170L202 169V168H200L199 166H191V164H193V163H195V162H193V163H191V164H189V162H191V160L192 159H194L195 158V160H196V158H200V156H202L203 154H201V153H199V151L200 150H198L197 148H196V146L195 145H193L194 147H192V148H190V149H188V150H185L184 152H182V153H180L174 160L171 158V163L169 164V165H166L164 168H162L161 170H162V173L161 174H159V175H157L156 177H154V178H150V179H146V178H143V177H138V178H130L128 175H131V174H129V171H131V170H128V169H131V167H133L134 168V166L137 164L136 163V161H134V159H135V155H137V157L141 154V152H139V150H138V146L142 143V145H144V143L146 142V144L145 145H150L151 146V144L150 143H153V142H156V144L155 145H157V142L159 143V141L161 140V136H164L163 135V133H161V135L158 133V134H156V136H155V134L153 133L152 135H151V137H150V132L148 131L147 133H148V135H146V136H144V137H140L141 135H139V134H141V133H139V134H137L138 133V131L137 130H139L138 129V127L140 128L143 124L141 123V121L138 119V117H137V115H136V117H137V119H135V111L134 110H132L133 108H135V107H137V106H135L134 105V99L136 100L137 98H138V95H137V98L135 97ZM147 97H150V96H147ZM197 97H201V96H196V98H195V100L197 99ZM205 97V96H204ZM218 97V96H217ZM230 97V96H229ZM228 96H227V98H229ZM250 98L249 99H247V100H249L248 102H251V101H254V102H251V103H249L250 105H251V107L249 106V104H248V106L250 107V108H248V106H246V105H242L243 107L241 108V107H239L238 108V114L239 115H245L246 113L248 114L247 115V118H249V117H251L252 118V120H255V123L257 122V120H256V117H258L257 116V113H255L254 111H255V109H257V108H259L258 106H259V104L264 100V91L263 92H261V93H258V94H256V93H253L251 96H249ZM13 98V97H12ZM102 98V99H101ZM118 98V97H117ZM133 98V99H132ZM186 98V99H185ZM190 98V99H191ZM202 98V97H201ZM213 98V97H212ZM19 99V98H18ZM91 99V100H92ZM114 99V100H113ZM125 99V98H124ZM123 98H121V100H120V102L121 101H125ZM142 98H140L139 100H141ZM194 98H192V100H193ZM225 99V98H224ZM13 100V99H12ZM21 100V99H20ZM90 100V99H89ZM105 100V101H106ZM133 100V101H132ZM143 100H144V98H143ZM147 100V99H146ZM146 100H144L145 102H146ZM184 100V101H183ZM189 100V99H188ZM202 100V99H201ZM228 100V99H227ZM46 101V100H45ZM94 102H95V100H93ZM96 101V102H97ZM104 101V102H105ZM110 101V102H111ZM130 101L132 102V104H130ZM181 101H183V103L181 102ZM222 101V100H221ZM224 101V100H223ZM222 101V102H223ZM226 101V100H225ZM242 101V100H241ZM26 102V101H25ZM85 102V101H84ZM88 102V101H87ZM125 102V103H126ZM136 102V101H135ZM138 103H135L136 105L137 104H139L140 102H142V101H137ZM165 102V101H164ZM168 102H166L167 104H170V103H168ZM176 104H175V103ZM178 102V103H177ZM179 102H181V103H179ZM202 102V101H201ZM124 103V104H125ZM191 103V102H190ZM196 103V102H195ZM198 104L200 103V102H197ZM196 103V104H197ZM1 104V103H0ZM85 105L86 104H88V103H84ZM94 104V103H93ZM113 104V103H112ZM163 103H161L160 105H162ZM181 104V105H180ZM60 105H62V104H60ZM83 105V104H82ZM89 105H91V104H88V106ZM96 105H98V103H96ZM117 105V104H116ZM135 107H134V106ZM144 105V104H143ZM147 105H148V103H147ZM146 104H145V106L146 107H148ZM164 105V104H163ZM162 105V106H163ZM176 105L178 106V107H176ZM188 105V104H187ZM2 106H4V105H2ZM2 106L0 107V108H2ZM5 106H7V105H5ZM59 106V105H58ZM99 106L100 105H98V108L96 107V109H99ZM124 106L125 105H123V108H124ZM144 106V108L147 110L148 108H146ZM161 106V107H162ZM168 105H166V107H167ZM173 106H168L167 108H173ZM180 106H182V107H180ZM186 106V105H185ZM191 106V105H190ZM195 106H197V105H195ZM194 106V107H195ZM83 108H86L85 106H82ZM93 107V106H92ZM95 107V106H94ZM94 107H93V114L92 113H90V111H88L89 113H90V115L92 114V117H93V119H94V121H95V116H100V115H98L97 113H99V114H101L100 112H98L97 110H94ZM133 107V108H132ZM140 108H141V110H143L144 108H143V106L141 105V106H139ZM138 107V108H139ZM165 109H167L166 107H165V105L163 106ZM187 107V106H186ZM193 107V108H194ZM197 107H199L200 108V106H197ZM218 107V106H217ZM247 107V108H246ZM5 108V107H4ZM4 108H2V109H4ZM46 108V107H45ZM100 108H101V106H100ZM143 108V109H142ZM169 108V110L171 111H174V109H170ZM215 108V107H214ZM1 109V111H3ZM82 108L80 107V110H81ZM107 109V110H106ZM117 109V108H116ZM116 109H114V111L116 110ZM135 109H137V108H135ZM144 109V110H145ZM176 109H175V111L174 112H176ZM196 110H197V108H195ZM216 109V108H215ZM235 109V108H234ZM41 110H45L44 109V107H43V109H41ZM102 110V109H101ZM139 111H141L140 109H138ZM185 110V109H184ZM186 110H189L188 108L186 109ZM192 110V109H191ZM82 111V110H81ZM81 111H79V109L77 110V113L79 114V116H84L85 115V113H84V115L81 113ZM87 111V110H86ZM117 111V110H116ZM128 112V115L129 116H127V113L126 112ZM131 111H132V113L133 114H131L130 115V113H131ZM134 111V112H133ZM148 111V110H147ZM167 111V110H166ZM165 111V112H166ZM171 111V112H172ZM179 111V110H178ZM183 111V110H182ZM190 111V110H189ZM193 111V110H192ZM209 112H210V110H208ZM249 111V112H248ZM46 112V111H45ZM43 113V114H46V113ZM72 112V111H71ZM123 112H125V113H123ZM144 112V111H143ZM142 112V113H143ZM160 112V110L158 111V113ZM164 112V113H165ZM186 112V111H185ZM197 112V111H196ZM196 112H193V113H196ZM202 112V111H201ZM204 112V111H203ZM251 112V113H250ZM41 114H42V112H40ZM75 113V112H74ZM77 113H76V115H77ZM89 113L88 114H86L85 115V117H82V118H80L79 116H77V117H79V119H81V121H82V119L83 118H86V116L87 117H91L90 115H89ZM154 114H152L150 111H149V113H143V115H142V118H143V120L146 122V125H147V127H150V125L156 120V119H160V117L163 115V112L160 114V115H158V113L156 114L155 112H153ZM180 113V112H179ZM192 113V114H193ZM199 113V112H198ZM42 114V116L44 117V119H45V115H43ZM69 114V113H68ZM72 114H73V112H72ZM71 114V115H72ZM104 114V113H103ZM102 114V115H103ZM197 114V113H196ZM206 114H207V112H206ZM38 115H40V114H38ZM50 115V114H49ZM74 115V114H73ZM76 115H74V116H76ZM89 115V116H88ZM134 115V116H133ZM189 115V118H190V113L188 114ZM41 116V115H40ZM39 116V117H40ZM47 116V115H46ZM69 116V115H68ZM127 116V117H126ZM177 116V115H176ZM186 117H187V115H185ZM38 117V116H37ZM49 117H51V116H48V118H47V120L49 119ZM71 118H72V116H70ZM69 117V118H70ZM133 117V118H132ZM163 117V116H162ZM186 117H184V118H186ZM193 117H195L194 115H193ZM208 117H210V115H208ZM207 117V118H208ZM69 118H68V120H69ZM98 118V117H97ZM105 118V117H104ZM125 118H121L120 119V121H122V119H125ZM132 118V119H131ZM188 118V117H187ZM186 118V119H187ZM206 118V119H207ZM41 119H42V117H41ZM41 119L39 120V121H41ZM74 119V118H73ZM93 119L92 118H89V121L90 120H92L93 121ZM134 119V120H133ZM60 120H64V119H60ZM59 120V123H57L58 125H61L60 123H62L61 121ZM75 120L77 121V118H75ZM132 120L135 122V121H137L138 120V122L140 121V124H142V125H138L136 122V125H138V126H133V124H134V122H132ZM182 120V119H181ZM179 121V122H176V124H175V126L177 127V124L179 125L180 124V122H182V121ZM199 120H203V118H200V119H197V121H194L195 123H191V126H189L187 129H191V128H198V126H199V124H200V121ZM74 121V120H73ZM79 121V120H78ZM80 121V122H81ZM91 121V122H92ZM111 121L113 122V123H111ZM120 121H119V123H118V125L120 124ZM185 121V120H184ZM183 121V122H184ZM188 121V120H187ZM46 122H48V121H45V123ZM64 123H65V120L63 121ZM71 122H72V120H71ZM125 121H123L121 124H123ZM157 122V121H156ZM182 122V124H184ZM201 122H204V121H201ZM43 123V122H42ZM50 122H48V124H49ZM54 123V121L52 122V123H50L51 124V126H52V124ZM101 123V124H100ZM259 123V122H258ZM0 124H2V123H0ZM47 124V123H46ZM67 124V123H66ZM68 124H70V123H68ZM78 123L76 122V125H77ZM92 124V123H91ZM93 124V125H94ZM99 124V125H98ZM120 124V125H121ZM126 124H128V123H126ZM156 124V123H155ZM202 124V123H201ZM244 124H246V123H241V125L238 127V130H242V129H246V125H248V124H246V125H244ZM54 125V124H53ZM56 125V124H55ZM92 125V126H93ZM134 127H132V126ZM50 126V127H51ZM57 126V125H56ZM67 126V125H66ZM80 126V125H79ZM91 126V127H92ZM95 126L92 128V129H94L95 128ZM122 126H124V125H122ZM122 126H120V129H121V127ZM173 126V125H172ZM180 126V125H179ZM178 126V127H179ZM53 127V126H52ZM77 127H78V125H77ZM130 127H132V128H130ZM136 127V128H135ZM186 127V126H185ZM191 127V128H190ZM43 128V127H42ZM47 128V127H46ZM46 128L44 129V130H46ZM183 128H184V126H183ZM41 129V128H40ZM64 129V128H63ZM85 129V128H84ZM83 129V130H84ZM119 129V128H118ZM141 129V128H140ZM145 129H148V128H145ZM157 129V128H156ZM166 130L168 129V128H165ZM175 130H177L176 128H174ZM96 131H98L99 132V134H101L100 133V130H99V128H98V130H97V128L95 129ZM134 130H136L135 131V133L133 134V132H134ZM151 130H152V128H151ZM150 130V131H151ZM154 130V129H153ZM165 130V131H166ZM34 131V130H33ZM41 132H42V130H40ZM47 131H49L48 133H49V137L51 136L52 138H54V135L55 134H57L56 132L53 134H51L50 135V130H47ZM52 132H54V131H57L56 130V128L54 129L53 128V130H51ZM75 131V132H76ZM92 131V132H91ZM113 131H115V134H117V133H119V135L117 134V137H116V135H114V132ZM132 133H131V132ZM140 131V130H139ZM163 131V130H162ZM169 131H171V130H169ZM179 131V130H178ZM188 131V130H187ZM186 131V132H187ZM35 132L36 131H34V134H35ZM37 132H39L38 130H37ZM58 133H59V130L57 131ZM62 132V131H61ZM74 132V133H75ZM89 132V133H88ZM95 132V131H94ZM112 132H113V136L111 135L112 134ZM127 132V133H126ZM131 133V135H130V133ZM137 132V133H136ZM140 132H142V130L140 131ZM153 132V131H152ZM171 132H173L174 133V130L173 131H171ZM181 132V131H180ZM182 132H183V130H182ZM186 132H184V135L186 134ZM27 133V135H26V137H25V135H24V137H25V139H27L28 137L30 138V135H29V133L28 132H26ZM48 133H45V134H47L48 135ZM143 133H145V131L144 132H142V134ZM168 133V132H167ZM32 134V133H31ZM43 134H44V132H43ZM43 134H41L42 136H43ZM129 134V135H128ZM172 134V133H171ZM170 134V135H171ZM178 134V133H177ZM183 134V133H182ZM181 134V135H182ZM188 134V133H187ZM186 134V135H187ZM102 135V134H101ZM134 135H139V138H141V139H139V140H135V142L133 141V139H138L137 138V136H136V138H134ZM179 135V134H178ZM28 136V137H27ZM59 136V135H58ZM91 136V137H90ZM133 138H131V137ZM153 136V137H152ZM159 136H160V139H159ZM168 136H169V134H168ZM172 136V135H171ZM23 137V138H24ZM46 137V136H45ZM48 137V136H47ZM50 137V138H51ZM55 137H57V136H55ZM108 137H110V138H108ZM165 137H167V136H165ZM164 137V138H165ZM183 137V138H182ZM181 138L182 139H184V137H186V136H182ZM257 137V136H256ZM59 138V137H58ZM117 138H118V140H117ZM132 139V140H130V139ZM158 138V139H157ZM178 138V137H177ZM180 138V139H181ZM3 139V138H2ZM7 139V140H6ZM68 139V138H67ZM80 139V140H79ZM165 139H167V138H165ZM30 140V139H29ZM31 140H33V139H31ZM45 140H47L46 138H45ZM49 140V139H48ZM52 140H54V139H52ZM59 140V139H58ZM62 140H64V139H62ZM81 140L82 141H85V143L84 142H82V144H85V145H82V146H85V147H87V145L86 144H88L89 143V147H91L92 145H93V147H91V149L90 148H88V149H90V151L92 150H94L93 152L91 151V155L90 154H87L88 152V150L87 151H85V149H83V147H82V150L84 151V152H86V154L89 156H87L88 158H90L89 160H87V161H89V163L91 164H89L90 165V167L88 168V167H86L87 169H84L85 168V166H86V164H83V162L81 163V161L84 159V158H86V157H82V156H80V157H78V155H80L79 154V152H82V150L80 151V145L78 144V143H76V142H81ZM101 140V141H102ZM131 141V142H129V144L130 143H132V142H134V144H135V146H133L132 144H130V146H129V144H126L128 141ZM5 141V142H4ZM13 141V140H12ZM25 141H27V140H25ZM56 141H57V139H56ZM75 141V142H74ZM109 141H111V143L109 142ZM113 141V142H112ZM115 141V142H114ZM139 141V142H138ZM162 141H163V138H162ZM177 141V140H176ZM176 141H175V143H176ZM180 141V140H179ZM198 141V140H197ZM204 141H206V140H204ZM43 142V141H42ZM47 142V141H46ZM50 142V141H49ZM63 142V143H62ZM69 142V143H70ZM87 142V143H86ZM161 142V141H160ZM23 143H25V142H23ZM66 143V142H65ZM68 143V144H69ZM138 143H140L139 145H137ZM164 143V142H163ZM167 143V142H166ZM170 143V142H169ZM178 143H180V142H178ZM177 143V144H178ZM208 143V142H207ZM14 144H17V145H15L14 146ZM44 144V145H43ZM48 144V143H47ZM58 144V143H57ZM80 146V147H77L78 145ZM160 144V143H159ZM206 144V143H205ZM51 145V144H50ZM77 145V146H76ZM127 145L130 147V149H128L127 148ZM131 145L134 147V149L136 148V146H137V151H136V149H135V151L139 154H137V153H133V151H134V149H133V151H130L131 150V148H133V147H131ZM142 145H140V148H141V146ZM199 145V142L197 143V146ZM203 145V144H202ZM200 146V148H202L203 146ZM6 145H4V147H5ZM8 146H10V145H8L7 144V147ZM41 146V147H42ZM158 146V145H157ZM172 147L174 146V145H171ZM179 146V145H178ZM204 146H206V145H204ZM75 147H77V151H79V152H76V150L74 149ZM143 147H145V146H143ZM142 147V148H143ZM154 147H156V146H154ZM154 147H153V149H154ZM166 147H170V146H166ZM191 147V146H190ZM10 148V147H9ZM32 148V146L29 148V149H31ZM34 148H32V150H34ZM50 148V147H49ZM56 148L57 149H59V147H57V145H56ZM125 150H124V149ZM141 148V149H142ZM178 147L176 146V149H177ZM196 148V149H195ZM198 148H199V146H198ZM26 150H28V152H30V151H32V150H29V149H27V147L25 148ZM66 149V148H65ZM122 151H121V150ZM129 151H128V150ZM163 149V148H162ZM167 149V148H166ZM169 149V148H168ZM167 149V150H168ZM39 150V151H38ZM46 151V155H49V157H50V155H52V157L50 158V159H48V157L46 158L45 157V154H42V153H44L43 151ZM61 150V151H62ZM119 152V150H120V152L121 153H118L117 151ZM124 150V151H123ZM143 150H145V149H143ZM147 151L149 150V149H146ZM146 150L144 151V153H142V154H148V152L147 153H145L146 152ZM151 150H152V146H151ZM151 150H149V154H152L150 151ZM170 150V149H169ZM198 151L196 154H194V152L195 151ZM203 149H201V151H202ZM8 153H7V152ZM14 151H12V153L14 152ZM48 151H49V154H48ZM59 151V153H60V150H58ZM112 151V152H111ZM113 151H116V155L115 154H111V153H113ZM172 151V152H171ZM170 151V153H173V151H176L175 149L173 150H171ZM200 151V152H201ZM37 152H40V153H37ZM69 152V153H68ZM160 152V151H159ZM167 152H169V151H167ZM11 153V152H10ZM51 153V154H50ZM132 153L133 154H135V155H133L132 156ZM163 153V152H162ZM162 153H160V154H162ZM14 154V153H13ZM69 154V155H68ZM70 154H72V155H70ZM82 154H84L83 156H85V153H81V155ZM109 154H111V155H109ZM19 155V156H18ZM60 155V156H59ZM70 158V156H72V159H69V160H67V162L64 160V157H66V159H68L67 158V156ZM107 155H108V158H106L107 157ZM113 155L115 156V157H113ZM130 155V156H129ZM155 155V154H154ZM165 156L167 155V153L165 152V154H164ZM170 155V154H169ZM14 156V157H13ZM59 156V157H58ZM74 156H75V158H74ZM93 156H95V158H96V162H97V160H99V159H97V158H99L100 156H102V157H105V158H102V157H100V158H102L103 160H101L100 159V161L102 162H99V163H97V165H96V163H95V166H94V168H93V166H92V164H94L93 162H95V160L93 161V159H92V157ZM141 156V155H140ZM143 156V155H142ZM147 155H145V157H146ZM163 156V155H162ZM161 156V157H162ZM172 156V155H171ZM261 156V155H260ZM113 157V158H112ZM129 157V158H128ZM134 159H133V158ZM137 157H136V159H137ZM144 157V156H143ZM143 157H141L142 159H143ZM157 157H158V155H157ZM139 158V157H138ZM140 158V159H141ZM148 158H149V156H148ZM155 158V157H154ZM163 159L165 158V157H162ZM162 158H160V161H161V163H162ZM174 158V157H173ZM82 159V160H81ZM87 159V158H86ZM92 159V162L90 161ZM132 160V161H130V160ZM135 159V160H136ZM158 160H159V158H157ZM170 159V158H169ZM168 158L167 159H164V161H166V160H169ZM63 162H62V161ZM152 160V159H151ZM158 160H157V162L156 163H160V161L158 162ZM257 160H258V158H257ZM61 162V163H65L66 162V164H67V167H69L68 168V172H67V170L65 171V173L67 172L68 173V179H66V181H64V182H62V184L60 183V186H58V187H55V185L56 184H58L59 182H61L60 180H62V174L64 173L63 171L64 170H62V169H64L65 167L63 166V168H62V166H61V164L59 163V165L61 166H59V165H55V166H52V168H51V166H50V163L51 162ZM84 161V160H83ZM87 161H86V163H87ZM147 161V160H146ZM153 161V160H152ZM264 161V160H263ZM56 162V163H57ZM137 162H139V161H137ZM143 162V161H142ZM142 162H140L139 163V165L141 166V163ZM145 162V161H144ZM197 162V161H196ZM133 163V164H132ZM153 163V162H152ZM166 163H167V161H166ZM169 163V162H168ZM49 164V165H48ZM53 164H55V163H52L51 165H53ZM66 164H65V166H66ZM132 164L133 166H130V165ZM143 164V163H142ZM157 164V165H158ZM72 165H74L73 166V168H74V170L72 171V169H71V167H72ZM83 165H85V166H83ZM89 165H87V166H89ZM138 165V164H137ZM143 165H145V164H143ZM162 165H164V163L162 164ZM59 166V167H58ZM130 166V168H128ZM146 167V166H145ZM91 168V170H89ZM127 168V169H126ZM137 168V167H136ZM143 168H144V166H143ZM147 168V167H146ZM66 169V168H65ZM69 170H71L72 172H70ZM124 170H126V172H127V170H128V175H127V173L124 171ZM134 170V169H133ZM132 170V171H133ZM139 170H141L142 172H143V170L142 169H139ZM41 171V172H40ZM120 171H122V172H124V173H126V174H124V173H121V175L123 176V174L124 175H127V177H129L130 179H131V181H129L128 180V178H127V181H125V178H126V176H125V178L124 179H115L114 180V178L116 177V178H118L116 175H119L120 174ZM131 171V172H132ZM138 171V170H137ZM141 171H139V173H141ZM35 173H36V171H34ZM33 172V174H31V176H29V177H32V175H33V177H34V173ZM63 172V173H62ZM72 173V174H70V173ZM133 173V172H132ZM135 173V172H134ZM137 173V172H136ZM37 174V173H36ZM36 174H35V178L37 179V176H36ZM39 174V175H40ZM40 175V176H41ZM49 175H50V177L51 178H49ZM67 175V174H66ZM113 175H115L114 177H113ZM133 175V174H132ZM139 175V174H138ZM142 175V174H141ZM246 175H248V174H246ZM18 176V177H17ZM22 176H23V179H25V180H22ZM65 176V175H64ZM120 176V175H119ZM17 177V178H16ZM20 177H21V180H20ZM66 177V176H65ZM64 177V178H65ZM38 178H39V176H38ZM63 178V179H64ZM67 178V177H66ZM123 178V177H122ZM59 179V180H58ZM110 179H112V180H110ZM29 180H31V178H29ZM33 180V179H32ZM31 180V181H32ZM40 180H43V179H40ZM40 180H37V181H39L40 182ZM30 181V182H31ZM42 182V181H41ZM29 183V182H28ZM34 183V182H33ZM38 183V182H37ZM40 184V183H39ZM25 185V184H24ZM23 185V186H24ZM27 185H29V184H27ZM31 186V187H32ZM57 186V185H56ZM39 187H40V185H39ZM25 188H27L26 186H25ZM21 189H24V188H21ZM41 189V188H40ZM25 190V189H24ZM29 190H31V188L29 189ZM38 191H39V189H37ZM44 190V189H43ZM8 191H10V192H8ZM15 191H13L14 193H15ZM25 191H27V189L25 190ZM32 192H35V193H32ZM53 192V193H52ZM6 193V194H7ZM24 193V194H23ZM32 193V194H31ZM22 194V195H21ZM34 194H36V196L34 195ZM43 194H45V196L43 195ZM50 194V195H49ZM51 194H53V195H51ZM15 195H16V193H15ZM10 196H11V194H10ZM47 196V197H46ZM52 196H55L54 197V199H52ZM3 197H5V196H3ZM25 199H24V198ZM36 197V198H35ZM6 198V197H5ZM10 198H8V200H9ZM1 200V199H0ZM20 200H21V202H20ZM7 201V200H6ZM10 201V202H11ZM10 202L8 203V204H10ZM24 205V206H23ZM9 207V206H8ZM25 207H27L26 209H25ZM24 208V209H23ZM10 210H12V211H10ZM80 211V210H79ZM5 215H4V214ZM6 213H7V215H6Z\"/></svg>","mask_w":264,"mask_h":264},{"label":"water","instance_id":"3","mask_svg":"<svg viewBox=\"0 0 264 264\" xmlns=\"http://www.w3.org/2000/svg\"><path fill=\"white\" fill-rule=\"evenodd\" d=\"M0 264H264V172L1 229Z\"/></svg>","mask_w":264,"mask_h":264}]
</instances>
